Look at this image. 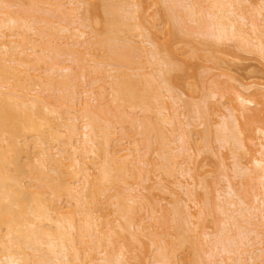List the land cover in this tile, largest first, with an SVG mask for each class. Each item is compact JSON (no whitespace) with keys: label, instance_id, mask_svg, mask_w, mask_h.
Listing matches in <instances>:
<instances>
[{"label":"bare ground","instance_id":"1","mask_svg":"<svg viewBox=\"0 0 264 264\" xmlns=\"http://www.w3.org/2000/svg\"><path fill=\"white\" fill-rule=\"evenodd\" d=\"M12 1L13 0H11V1L10 0H0V264H133L134 259H135L134 264L135 263L141 264L144 261V259H145V263H146L147 262L146 259L149 257V254L140 253L141 251L139 250L141 248V246L144 248V246H145V244L143 242L144 240L142 241L144 246L143 245L135 246L141 240V239L139 240L138 236L143 237L142 235H139V234H144L142 232L140 233V231H139V230H141L140 227L149 225V224H146V225L140 226L139 222H142L143 219H141V221H138L139 225L135 222V220L139 216L141 217L144 214L143 216L145 217V212L143 211V209H144L143 205L144 204H142V200L139 199L140 196H138V197L136 196L138 193V192L136 193V191H135L136 190L135 188L137 187V185L135 186V188L133 187L136 195H134L135 193L131 192L133 194V196L129 194L130 193L129 191L133 190V189L129 190V187L127 189H125V190H128V193H127V191H124V194H126V195L129 194L126 197V196H123V193L119 190V188H121V190H122V188H123L122 185H124L123 183H125L127 185L128 181L132 180V179L134 180L135 177L137 179V182H134L135 180L134 181L132 180V183L134 182L133 183L134 185L136 183V184H138L139 187H141V185L138 183V177L136 174V170L137 171L139 170L141 172L143 170H145L144 167H145L147 156L149 155L150 150L156 149V148L149 146V144L152 145V143H153V142L151 143L152 139H150V137L153 135V133L156 130L155 134L157 135V137L159 136V138L157 139V137H156L154 139L155 140L157 139V141H158L161 138V134H163V133L160 130V125H158L159 128L158 127L156 128L155 125H157L158 123L163 124V122H164V119L162 121V117L164 116V115H162L163 111L161 113H159L157 103L154 102V101L158 100V99L154 100L156 93L155 92H153L154 94L152 93V90L156 85L154 87L152 86L153 82L155 83V80L152 82L153 78L150 77L152 75H150L149 72L154 71L152 73L154 76V73L156 71L158 72V69L156 70L154 68L156 63L158 64L157 65L158 68H161L159 66H162V68H161L162 71H160L161 73H159L158 75H159V77H162L164 75L163 76L164 78L163 79L161 78V80L163 81L166 79L165 83H166V85H168L169 82L167 79H169L170 76L168 77L167 74L168 73L170 74L172 70H175L171 66V65H174V63H170V58L165 56V53L164 54L161 53V52H164L163 51L164 49H163V47H161L162 49L159 47L160 46L159 42H158V44L156 42L154 43L153 42L154 39L153 40L151 39L152 35L148 33V31H147L148 29L144 24L145 17L141 18V16L138 15L139 13H137V12H140V11H138L140 9L139 8L140 6L138 7V5H140V4L137 5L138 2H135L136 7L138 8V10H136L137 8H135V9L133 8L135 4L134 5L132 4V3H134V1L131 2L130 0H125L124 1L125 3L131 2L129 4L133 5L131 8L133 11L130 12L131 9L129 7H127L128 9H126V10L122 9L123 11H125V12H122L123 13L122 14V13H120V10H119L120 8H119L118 4L122 1V3H121L122 6H120V7H124L125 5L123 6V4H124L123 0H121V1L118 0V1H120L119 3H116L115 2L116 0L115 1L103 0L102 10H105L103 15L106 16L105 23H104L105 24V30L103 31L104 35L102 36L100 34H97L99 32L98 31L95 34L90 35L91 37L89 39H85L84 41L82 40V42H81L80 39L75 38V36L78 37V32H79L80 37H82L84 34L87 33L86 30L82 27L86 28L89 23L91 25H94V24L98 25L96 22H98V20L100 21V19H98L95 22L94 21L95 19L91 18L92 14H90L91 17H89V16L83 17L84 13L81 16L80 12H81V9L84 8L83 7L84 5L80 6L81 7V9H80L78 7V5L74 4L73 8L75 7V9H78V8L80 9V12H79L80 17H76V18H74V20L72 19V17L71 18L69 17L70 20L68 19L67 21H64V17L66 19L67 15L65 16L64 14L59 13V12H61V10L59 8L62 7L63 4L61 5V2L63 0L62 1L57 0V2H56L57 5H56V3H54L56 0L53 1V3H51V4H49L50 0H47V1H49L48 4L45 2V0L44 1L43 0H29L30 2L27 0L28 2L27 1L26 2L32 4L31 6L33 8V9L32 8L29 9L27 6L28 10H27V8L25 10L24 9L25 7L24 8L22 7L21 9H19L20 7H18L19 5H17L16 3H13V4L14 5L16 4L18 9H16L17 7L15 6L16 7L15 8L14 5H13V8H15V9H11V6H12L11 2ZM20 1L22 3L23 0H20ZM58 1H59L60 5L58 4ZM71 1L74 2V0H71ZM76 1L78 2V0H75V2ZM99 1H101V0H99ZM158 1L162 2V0H158ZM164 1H165L164 4L166 6V3L168 2V0H164ZM170 1H172V3L171 2L167 3L168 7H169V4H172V5L177 4L176 2H178L179 0H170ZM182 1L184 2V0H182ZM190 1L191 0H189V4H191V5H189V4H187V5H189L188 7L189 8L191 7V9H190V11L188 9H186V11L189 12V14L192 18L193 17L195 18L196 22H198V25H197V23H195L196 25H194V24L193 25L199 26L198 27L199 30L201 29L199 31V30H197L198 29L197 27L195 28L194 26H191L192 28L194 27L195 30L192 29L191 27L188 28L190 33L192 31V34H193V32L196 30L199 32L202 31L206 34L208 33L209 35L213 34V36H214L213 38L216 39V37H218V38H221V40L224 39V37L227 38L230 35H232V36H230V38L231 37H233V38L237 37V40H240L239 41L240 43H242L244 41L247 43V45H250V44L253 46L255 45L254 47H256L259 50V52H261V54H263V52H264V37H263V35H261V31L263 34V30H261L262 28L259 27L261 24L258 26L259 23L258 22H257L258 24L255 23V20H254L255 18L252 19V16L250 17L253 10L256 12L255 6L252 5L253 9L250 8L251 7L250 5L254 4L253 1H251V0H205V1L200 0L202 2L208 1V3H206V5L208 4V6L205 8L209 9L208 11H209L211 18H209V14L206 11H204V12H206L208 14V16H206V17L202 16L203 10H206V9H204L203 6H201L202 2L199 3V0H196L195 2H198L199 5H195L196 3H194V6H193L194 0L192 1V3H190ZM26 2H24L21 5H28ZM80 2H81V0H79V4L81 5ZM82 2H83V0H82ZM96 2L94 3V1H93L94 6L96 5ZM183 2H181V3H183ZM186 2L188 3V1H186ZM86 3H87V1H85V4ZM128 3H127V5H129ZM43 4H45V6ZM88 4H86V5H88ZM52 5L55 6V10L53 8H51ZM172 5H170L171 7H169L172 11L170 9H169V11L171 12L172 17H174V19H175L176 15L174 16V12H175L174 9H176L179 4H177V6L174 5V6H176L175 8H172L173 7ZM203 5H205V3ZM259 5H262V4H259ZM259 5H258L259 8L257 9L258 10L257 13L258 12L260 13V11L264 8V7L261 8ZM76 6H77V8H76ZM91 6H93V5L91 4ZM182 6H183V4H182ZM95 7H97V6H95ZM183 7H185V6H183ZM125 8H126V6H125ZM56 9L60 10L58 12L60 14V16L61 15L64 16V17L61 16V18H60L61 20L63 19L62 23L55 22L56 19L52 20L54 16L58 15V14H56V15L54 14V13H56L55 12ZM65 9H67V8L65 7ZM86 9H87V12L89 15V11H91V10L88 7H86ZM141 9H142V7H141ZM93 10L95 12L97 10V8H94ZM127 10H130V11L128 12ZM166 10H167V6H166ZM181 10H183V8ZM48 11L54 12V13L51 12L52 16H53L52 19L50 18L51 14L48 17V14H49ZM99 11H100V9H99ZM126 11H127V13H126ZM44 12H45V14L47 12V16H45V14L44 15L42 14ZM67 12H68V10H67ZM67 12L65 11L64 13L67 14ZM75 12H76V10H75ZM94 12H93V15H94ZM134 12H136V15ZM178 12H179V10L177 11V15H179ZM250 12H251V14H250ZM255 12H253L254 16H255ZM105 13H106V15H105ZM124 13H126V14H124ZM129 13H132V14H129ZM143 13H145V12L144 11L142 12V10H141V14H143ZM263 13H264V11L261 12L260 15H262ZM166 14H168V13H166ZM186 14H188V13L186 12ZM203 14L205 15V13H203ZM95 15H96V13H95ZM188 15L186 17L184 15V18H187ZM58 16H56V17L58 18ZM74 16H77V15H74V13H73V17ZM98 16H99V18L101 17V15H99V14H98ZM143 16H145V14H143ZM258 17H259V14H258ZM260 17H263V16H260ZM90 18H91V20H93L92 23L90 22L91 21ZM96 18H98V17H96ZM177 18L180 20V21L178 20V23L181 26L182 25L181 22L184 23L183 22L184 18H183V16L181 17V15H179V17H177ZM205 18L208 20H206ZM60 19H59V21H61ZM101 19H102V17H101ZM172 19L173 18H171V21H172ZM182 19H183V21H182ZM78 20H79V22H78ZM57 21H58V19H57ZM86 21L89 23L87 24ZM103 22L101 21V24L99 23V25L102 26ZM175 22L178 25L176 19H175ZM188 22H187V24H188ZM192 22H193V20H192ZM55 23H57L56 29L57 30L59 29V31H61V33L59 31H57V33H53V31H52V33L55 35L59 33L57 35V37L55 36L56 38H58V36H59V39H60V37H63V38L66 37L64 39L66 41H67V38L68 39L71 38V39H69V41L71 40L70 43L73 46L69 43V41H67L66 45L70 44L71 46L68 45L69 49L66 48L68 50H66L67 54L66 53L65 54L68 56H71L72 59L74 58L75 59V60H73L74 63H77V62H75L76 60L79 61V59H78V57H76L75 53H77L79 50L81 51L82 48H83V50L86 49L84 46H87V47H89V45L92 47L94 46L93 47L94 50L92 49V47H91L92 50L90 48H89L90 50L87 48L89 51L86 50L87 54L89 52V54H90L89 56H92V60L88 59L89 56H86V60L88 59L87 60L88 62H86V61L83 62L82 64H84V66H82V67H85V63H86V66L90 65L91 63L90 64H88V63H89V60H91L98 67L97 71L98 72L102 71V73H100V74H102V75L104 74V75H103V77H102V75H100V76L97 75L96 78L95 77L92 78L93 76L90 78L89 74H91V70H88V68H90V67L89 66H87L88 68L85 67L88 72L90 71V73L89 74H86V72L84 74L82 73L84 77L88 76L85 78L87 84H85L86 86L84 87L85 89L83 90L85 92V94H87V96H85V98L82 97L83 99H86L88 97V99H86L85 101L83 100L84 103H83V101L81 102L82 98L75 97V96H78V95H76V93L74 94V96L72 95L71 92H70L71 95L69 93L70 96H68L66 94V92L69 91L68 88H66V87L67 86L69 87V85L72 82L73 83L75 81H76L75 83L78 82L77 79L75 80L74 76L79 79V82H81L80 76H82V74L80 76H76L75 75L77 73L76 69H74V70H76L75 74L71 73V71H73L72 65L70 66L69 63L67 65H64V64L62 65L61 61H63V60H61L60 57L58 60L59 51H60V56H61V53L63 51V48H62V47H64V46H62L63 43L61 41V43L59 44V41H58L59 39H57V41H58V43L56 42L57 43L56 46H58V48H57L55 45H53V43H55V40H54V42L52 43V45L54 46L53 47L51 45V39H53V38L56 39V38L54 37V35H53V38H51L52 35L49 36V33H48L51 30H53L51 28H54ZM75 24H76V26H72ZM169 24H171V23H169ZM187 24H184V25L186 26ZM249 24H251V26L253 27V28L248 27L249 30H250V28L253 30V31L250 30V31H252V33L249 30H247V28L245 27L246 25L249 26ZM91 25H89L88 27H91ZM262 27H263V25H262ZM136 28L139 29V30H137V31H139V32H137L138 36H142V37L147 38L145 40L143 38L144 41L151 43L150 40H152L153 44L157 45V46H154L153 44L152 45L150 44L151 47L152 46L156 47L154 49L155 51L149 49L151 51H154V52H152V53H154L152 55V57L154 56L152 69L153 68L155 69V70H152V71H149L146 73V74L149 73V75H150V76L148 75L149 76L148 78H149V80L151 79L150 81L152 83L150 85H149V83L147 84L148 80L145 82L147 76H146L145 72L143 73V71H145V69H143V67H142V66H144V68H146L145 65H143V63H142L141 64L142 66L140 67L141 68L140 69L138 65H140L139 63H141V62H137L138 60L143 58V56H142V58H139L138 56L142 55L143 54L142 52H145V53L147 52V49L145 46V44H147V43L144 42V44H142V45H144L145 48H143L144 47L143 46L142 49H140V50L138 49L139 48L138 46L132 45L134 47V49H135V47H136V49H138L137 52L139 51L142 53V54L141 53L139 54V52H138L137 53L138 55L136 53H134L136 50L133 52V49H132L133 47L129 43V41L131 42V40L128 37H129L130 33L133 32L134 29H136ZM172 28L174 29V27L171 24V31H172ZM259 28H261V29H259ZM94 29L96 30L95 26H94ZM101 29H103V28H100V29L98 28V30H101ZM176 29H178V28H176ZM184 29H187V28L184 27ZM190 29H192V30L190 31ZM29 30L32 31V33H33V31L37 32L36 34L34 33V35L36 36L38 34L39 37L37 38V36H36L35 37L36 39L35 38H34V40L31 39V37L33 38L34 35L32 36V34H31V37H30L29 36L30 34L29 35L27 34V32H29ZM89 30L91 31L90 28L88 29V31ZM95 30L93 31V33L96 32ZM178 30H180V32H182L181 28H179ZM175 31L176 30H174L172 32L175 33ZM54 32H55V30H54ZM64 32H65V34H63L64 36H61L60 34H62ZM68 32H70V33L66 34ZM103 32H102V34H103ZM121 32H123L124 35L126 32L128 37L127 36L122 37V35H120V34H123V33H121ZM135 32H136V30H135ZM188 33L186 32L185 34L188 35ZM204 33H202V34H204ZM90 34H91V32H90ZM132 34H134V33H131V35ZM192 34H191V36H192ZM199 34H195V35H199ZM73 36L77 40L73 41ZM200 36H202V35H200ZM202 37H204L203 39L205 40L206 38H208V35L206 38H205V36H202ZM83 38H86V36ZM209 38H211V37H209ZM134 40H135V38H134ZM189 40H190V38H189ZM254 40H256V42H254ZM66 41L64 43H66ZM115 41H117V42L115 43ZM119 41L120 42L122 41V43H119ZM191 41H189V42L191 43ZM213 41H214V39H213ZM135 42H133V43L131 42V43L134 44ZM216 42H219V41H217V39H216ZM77 44L78 45L83 44L82 46H80L82 48L79 50L76 49ZM198 44H199V41H198ZM59 45L62 46L61 47L62 50L60 49ZM102 45H105L107 47L105 49V51L107 50L111 54V55H109V57L107 56L108 62H106L104 59V57H106V56L103 57V61H102V58L99 59L98 55L99 56L103 55V54L100 55L101 51H99L100 53H98V54L96 53V51L98 52L97 49L102 50L101 47L104 48V46H102ZM138 45H140V44H138ZM74 46H75V48H72ZM95 46L96 47L98 46L99 48H96ZM211 46H213V45H211ZM95 48H96V50H95ZM129 49H131V50H129ZM86 51H82V55L80 56V59L84 54L83 52H86ZM131 51L133 52L132 54L137 55V56L133 55V57L134 56L136 57V60L139 58L136 61L138 64L135 62V59H131V57H132V56L130 57V55H132ZM148 54H149V51L146 55H148ZM63 55H64V53H63ZM63 55L61 57H63ZM105 55H106V52H105ZM192 55L194 57V54H192ZM68 58H70V57H67V61L71 59V58L70 59H68ZM168 58H169V61H168ZM63 59L66 63V60H65L66 58L63 57ZM132 61L135 62L136 64H134ZM80 62L81 61H79V63H77V65H79ZM104 62L107 63L106 69H109L108 67L112 66V69L106 70V74L104 73L105 71H103L104 70L103 67H105L103 65ZM109 62H111V63H109ZM150 62H148V63L150 64ZM171 62H172V60H171ZM74 63H71V64H74ZM101 63H102L103 67H100ZM145 63L148 65V63L146 61H145ZM151 64H152V62H151ZM95 65H93V67ZM134 65H137V66L134 67ZM131 66L134 67V69L132 68V70H130ZM136 67L139 70L138 69L135 70ZM178 67H180V66H178ZM75 68H78V66ZM123 68H127L128 70L127 69L126 70L129 71V73ZM41 69L43 70V72H41ZM148 69H149V66H148ZM170 69H171V71H170ZM79 70L82 71L81 68ZM84 70L85 69H83V71ZM94 70H96V68ZM176 70H177V67H176ZM133 71L134 72L136 71V73H137V71L140 72L141 77H143L142 78L143 81H142V79H141V81L145 82V85H143L144 83L141 84V82L139 80L140 77L137 78L138 75H135V73H133ZM44 72H45V74H44ZM157 72L155 75H157ZM172 73H173V71H172ZM172 73H171V75H172ZM71 74H73V77H71L72 76ZM160 74H161V76H160ZM155 77L156 76H154V78ZM73 78L75 81L73 80ZM87 78H89V80H87ZM157 78L158 77H156V79ZM81 80H84V78H81ZM98 81L99 82L103 81L106 84L108 82V84H110V85H109V87H107L108 85L106 86L104 83L98 84ZM79 82H78V84H80ZM222 84H223V82H222ZM216 85H217V83H216ZM258 85H260V84H258ZM74 86H72V89H71V87L69 89L73 90V87H74V90H75L77 85L74 84ZM80 86H81V84H80ZM80 86H78V87H80ZM82 86H83V83H82ZM82 86H81V90H82ZM157 86L155 87V89L157 88ZM165 86H164V89H165ZM220 86H222V85H220ZM261 86H262V88L264 87L263 85H261ZM241 87H242L243 91L239 89L237 91L235 90L236 92H238L237 94H235L233 92L236 95L234 97L237 98L236 99L237 103H235V101H232V100H234V98L231 99V103H233V104L235 103V106L233 107L232 111L235 109L234 111H236L235 112L236 115L240 112H241L240 115H243V114L247 115L246 118H248L249 120H247L245 117L244 118H245V120H247L249 122H246V121L242 122L243 118L241 119L242 123L241 122L239 123L237 121H233V123L236 124L235 126L233 124V126L236 127V128H234L233 126H231L229 123H227L225 121L222 124V122L224 120L223 119L220 122L223 125L222 128H224V129H221V130H223V132L225 131L228 133L227 134L225 133V135H223L224 137L222 135L221 136L217 135V136L221 137V139L224 138L225 139L224 141H227V142H225L226 144L227 143L229 144L230 140H232L231 141L232 144H229L230 146L232 145L231 146L232 148L235 146V145L233 146V144H235V143L238 145L239 144L242 145L244 143L243 142V138H244L243 135H245V132H246V134L249 135L250 130H251V135L250 136L245 135V139L250 140L251 136H253V138L258 137V135L257 136L253 135L254 133H252V132L254 130L255 131L260 130L259 133H262L261 135H263V137H264V127H262V126H260V124H258L260 127H262V128H258L257 126L255 127V124H253L255 127V129H253V131H252L253 126L251 127V125H252L251 122L252 123H254L255 121L256 122H263V120L258 121V118L255 117L253 114L256 113L255 115H258L257 111H259L262 114L264 113V91L262 92L261 87L259 89L257 88V90L256 89H255V91L253 90V94H252L253 97H252V95H250L251 93L249 95H246V93H244V90L248 92L252 88L251 85L249 86L248 84L246 85L244 83V84H241ZM167 88H168V91L171 93V97L174 98L175 100L174 99L173 100L176 101V103H177L178 102L177 99H179V96L177 94H176V96L174 95V93H173L174 88L172 90V85L167 86ZM211 88H212V86H211ZM160 89H161V87L159 88V86H158L157 90L159 93H160ZM215 89H216V87H215ZM65 90H66V92L62 93ZM74 90H73V93H74ZM224 90H227V88H224ZM55 91H59L60 93L57 92L58 94H55L54 93ZM76 91H77V88H76L75 92ZM83 91H80V92H83ZM162 91L163 90H161V93H162ZM227 91H230V90H227ZM209 92H211V91H208V93ZM213 92H214V90H213ZM216 92L217 93L219 92L218 86H217ZM159 93H157V94H159ZM211 93H209L207 95H209V96H212V94H213V96L216 95V93L215 94L214 93L211 94ZM221 93H223V92L221 91ZM221 93H219L220 96L222 95ZM224 93L227 94L226 92H224ZM78 94H79V97L82 96V95L80 96V94H82V93H78ZM161 95L162 94H160V96ZM108 96H112V97H108ZM163 96H164V99H166L165 94H163ZM163 96H161V97L163 98ZM106 97L110 98L107 102L109 105V110L106 107L107 111L105 108L106 104H101V103L105 102ZM156 97H158V96H156ZM158 98L161 99L160 97H158ZM65 99H67V100H65ZM75 99H76V101H75ZM78 99L79 100L81 99L80 102L77 101ZM164 99H162V100L166 101ZM92 101H93V103H96V101H97L96 109H93V107L92 108L90 107V103ZM109 101H110V103H112V106H114V109H113L114 111L115 110L117 111V109H120L123 107L125 109L126 106L131 107V109L132 108L135 109V107H137V109H138L140 107L139 109L141 111H144V113L146 115V113H150V111L152 112V110H154V111L156 110V113L155 112H152V113L155 115L157 114L156 116H158V117L156 119L155 118H153V119H155L156 122H158V123H155V121H150V119L146 123L147 117L145 118V115H144L143 120L140 117L142 120L141 121L142 124H140V127L143 128V129L140 128V131L143 134V135H141L142 136L141 140L143 141L145 138L144 141H146V145H147V148H146L147 149L146 150L147 156L145 155V152L143 151L144 152L143 154L146 158V159L144 158L145 159L144 161H142L143 160V156H142L143 154H142V151H140L141 149H139V147L138 148L134 147V144H136V143H134L135 139H133V137H132L133 133H131L132 134L131 138L133 139L132 142L134 143L133 147L135 148V150L134 149H132V150H134V152L136 151L138 153L140 151V155L142 154L141 155L142 157H140V155L136 152H135L136 153L135 154L131 150V148H130L131 146H127V145H129V143L131 141H129L126 146L123 145L125 143V142H123V140H125L124 137H126V134H128L129 128L131 131L133 125L135 127V124L138 121H140V119L138 121H136V123H135L133 121L131 122V120L129 118L128 119V120H130V123H129L126 116L124 115L125 113H127V107H126L125 113H123V115L125 116V119H124V117L121 114L122 113L121 110H119V111H121L119 113L114 112V111L112 112V110H110V107L112 108V106L110 105ZM163 101H162V103H160L161 104L160 107H162V108L159 107L160 108L159 111H161V109L163 110V108L166 107V106H163V105H166L165 102L163 104ZM220 102L221 101H219V103ZM219 103H218V107H220ZM158 104H159V100H158ZM172 104H175V103H171V107H170L169 112L174 109L172 107ZM178 104H180V103H177V105ZM253 104H254V106L257 104V106H255L256 108H254L256 112H254ZM101 105H102L104 111L101 110L102 113L100 112L101 114H99L98 109H102V108H100ZM225 105L227 106L226 103H224V105L222 104L221 106L223 107ZM91 106H92V103H91ZM169 106H170V104H169ZM204 106H206V103ZM258 106L259 107L261 106V107L259 108ZM94 107H95V105H94ZM198 107H197V109H198ZM201 107H202V105H201ZM175 108H178V110H179L178 106H176ZM224 108H226V107H224ZM250 108H252L253 112H254V113L250 114V118L252 117L251 115H253V117L257 118V120H254L253 117L251 119L249 118L248 113H250V111H251ZM124 109H123V111H124ZM202 109H203V107L201 108V110ZM189 110L191 111V109H189ZM230 110H231V108H230ZM109 111L112 112V113H110V115L108 113ZM134 111L136 112V110H134ZM193 111H194V108H192V113H193ZM199 111L200 110H197V114H199ZM204 111H205L204 109L202 111H200L201 114L198 115V116H200V119H198V120H201V118H203V117H205L204 120L207 119L206 118L207 116H206ZM219 111H221V110L219 109ZM247 111H249V112L247 113ZM103 112L105 113L103 115L104 117L102 116ZM195 112H196V108H195ZM203 112H204L205 116L203 115V117H201ZM114 113H115L114 117L117 116V113H118V115L120 114V116H122L121 121H119L120 116H118L117 119H115L116 118L115 117L114 118L115 120H118L119 122H122L123 119L125 120V121L123 120V123H122L123 126L121 125L122 128L120 126V129L124 130L123 133H125V130L127 129V128L125 129V126H124V122H126V120H127V122H126L127 124L128 123H129V125H131V123H133V124H132V127L131 126L128 127V131L126 130L127 133H125L124 137H123V133L121 134L122 131L120 132L121 136H120V134H119V136L123 137V139L118 138L119 137V136H117L118 134L114 135V136L112 135L113 138H115L116 136H117V138L114 140V143H112L110 146V143L113 142L112 141L113 139L112 138H111L112 140L110 139V137H112V136H110V134L112 132H113L112 134H114V133L116 134V131H115L116 128H114V124H113L114 121L112 122V118H113L112 114H114ZM131 113H132V110H131ZM134 113H133V115H136ZM176 113H177V109H176ZM176 113H175V115H176ZM129 114H130V112L128 113V115ZM158 114H160V115H158ZM163 114L166 115L165 112ZM193 114H195V113H193ZM232 114L234 115V112H232ZM262 114L261 115L259 114L260 116H258V117L259 118L261 116L264 117V115H262ZM105 115H109L110 117L112 115V118L110 119V121L113 125H111L110 123H109L110 125H108V124L102 125L103 123L101 124L102 121L103 122H104V120L106 121ZM133 115H129V116H133ZM230 115H231V113L229 114L228 117H230V118L232 117L231 119H233V115L232 116H230ZM101 116H102V118L100 119ZM109 116H107V118ZM223 116H225V115H223ZM223 116H222V118H223ZM136 117L134 118L135 120H136ZM170 117L172 118V115ZM176 117H177V115H176ZM192 117H194V116H192ZM238 117H239V114H238ZM103 118H104V120H103ZM148 118H150V114H149ZM158 118H161V119H158ZM166 118L167 117L165 116V119ZM173 118L176 119L175 116ZM224 118H226V117H224ZM144 119H145V121H144ZM170 119H168V122H166V123H169V121H171V124H172L174 122V120L172 122V120H170ZM78 120H80V122ZM177 120H176V123H177ZM77 121L79 123H82L81 127H79L80 124L78 125ZM108 122H109V119H108ZM108 122H106V123H108ZM150 122H151V124H150ZM217 122H219V121L217 120ZM116 123L118 125V122H116ZM196 123H197V121H196ZM199 123H202V122H199ZM210 123H211V121H210ZM212 123H213V125H216V124H214V120ZM237 123H239V125H237ZM246 123L251 124V125L247 124L248 126H250L249 133H247V131H246V129L247 130L249 129V127L246 126ZM221 124L219 127H221ZM119 125H120V123H119ZM174 125H173V127H174ZM177 125H178V128L183 126V125L179 126L178 123H177ZM187 125H188V123H187ZM192 125H194V124H192ZM213 125L211 127H213ZM229 125H230V127H229ZM262 125L264 126V124H262ZM162 126L164 127V124ZM162 126H161V129H162ZM151 127H152V129H151ZM153 127H155L154 130H153ZM208 127H209V125H208ZM208 127H206V128H208ZM243 127L246 128L244 133L241 132V129H243ZM137 128H138V126L136 125V129H133V130L137 131ZM238 128H239V130L236 131L235 129H238ZM110 129H112V132ZM158 129L161 132H158L159 131ZM182 129H181V131H182ZM184 129H185V127H184ZM151 130L153 131V133ZM176 130H177V128H176ZM186 130H187V128H186ZM205 130H207V129H205ZM205 130H204V132H205ZM140 131L138 132L139 134L141 133ZM184 131H182V132H184ZM190 131H191V129L188 130V132H190ZM209 131H212V130H209ZM217 131L215 132L216 134H218ZM242 131H244V129ZM149 132L152 134L151 136L149 135ZM206 132H208V131H206ZM159 133H161V134L159 135ZM213 133H214V130H213ZM242 133H243V135H241ZM139 134H138V136H140ZM212 134H211V137H212ZM219 134H221V133H219ZM208 135L204 134L203 138L205 139V136L207 137ZM127 136H129V135H127ZM135 136H137V135H135ZM217 136L215 135V139L217 138ZM240 136L241 137L243 136L242 140H239V139H241V138H239ZM219 137H218V140H221V139H219ZM247 137H249V138H247ZM129 138H130V136H129ZM129 138H127V139H129ZM146 138L148 140H146ZM167 138L168 137L166 136L165 140ZM132 139H130V140H132ZM180 139H182L181 141L184 143V142H188L191 139V137L188 133L186 134L184 132L181 134ZM139 140H137V142ZM155 140H153L154 143H159V145L160 144L162 145L164 143V142L161 143L162 139H160V142H157V141L155 142ZM254 140H251V143ZM144 141H143V143H144ZM148 141H149V144H148ZM171 141H172V139L170 140V143H169L166 140L165 141L166 144L165 143L164 144L165 145L168 144V146H169L171 144ZM181 141H179V142H181ZM222 141L223 140H221L220 142H222ZM139 142H138V144L141 145V142L140 143ZM138 144H136V146H138ZM184 144H183V147H185ZM245 144L240 146V148L235 147L236 151L234 148H233L234 150L232 148H230V146L228 149L230 151L231 150L235 151V153L237 152V156H238V152L240 153V150L237 151L238 148L241 149V147H243ZM247 144H249V143L247 142ZM260 144H261L260 148L255 147L257 150L256 152H258V154L255 152L256 154L254 153L250 157V162H249V163H251L250 165L253 164L255 166L254 169L250 170L251 176H250V173L247 171L249 169L246 167H243L241 165L242 162L240 160L236 161V163H238L237 164L238 168H240L239 170H240L241 174H243L242 175L243 177L244 176L247 177V175H248L247 178H249V176H250L249 179L255 178L254 181H256V178H257L260 181L259 183H261L262 191L260 189V193L258 191L257 195L253 194L255 196V198H254V196H252V197L255 199L256 202L258 201V203L261 201L262 204H261V202L259 204L257 203L256 207L253 205V207H255V209H254L255 212H254V210L252 211V208H253L252 205H250L251 210H250L249 205H247V207H249V208H247L246 206H245V208L243 207L244 208L243 212H244V210L245 211L248 210V214L253 213L252 215L253 216L255 215L254 218H258L256 222L254 221V223H253L252 218L245 215V214H247L246 212L244 214L241 213V215H243V221H241L242 219L240 216L239 217L241 220H238V218H237V216L240 212L238 209L240 207H238V205H240L241 203H243L242 206L247 204L245 202L247 200V199L245 200L246 196L244 197V195L246 194V192L244 193V191L246 189L244 187L246 186L247 183L245 184V182L244 183L241 182L242 185L245 184V186L243 187L244 189L241 187V189H243V193H242L241 189H239V186L241 185L240 183H239L240 185L238 186L237 184H235L230 179H229L230 183L228 182V185H229L228 189H227L228 192L226 193L228 195H227V198L225 200L227 203L226 206L228 209H232L233 211H238V213L235 214V216H234V215L230 214L231 212H232V214H234V212L229 211L230 217L228 219V222H229V220H231L230 221L231 224L229 222L228 225H231V227L232 226L233 227L232 228L229 227L228 229L226 227L225 230H227V232H229L232 229V232H233V229H234L233 233L235 234V236H233V238L231 236L230 237L226 236V241H227V238L229 241L228 242L229 244L226 243L227 245L225 244L226 241H225L224 236L228 235V234L223 233V234H225L223 236L224 237L223 243L225 246L220 247V249L222 248L221 251L223 254L225 253L224 254L225 256H226V253L228 255L225 258L223 257L224 260L226 259V262H227V257H229V254L232 253V255H233L234 253H236V250H237L236 248L233 249L234 246L231 248V243H233L232 245L235 244L233 241L234 237L236 238L237 234L239 235V233H237V234L235 233V229L237 231L238 228L239 229L243 228L244 231L246 230L245 233L250 232V233H248V235L254 233L255 234L254 237H256V239L259 238L260 242L264 244V142L260 143ZM161 145L157 146V147H161ZM189 145H187V146H189ZM258 145L259 144H257V146ZM152 146H154V145H152ZM252 146H255V145L253 144ZM163 147H165L164 153H167L166 149H168V148H166V146H162L161 148H163ZM247 147H245V148H247ZM161 148H159V150H156L157 153L160 152L159 156H161V151H162ZM170 148H171V145L169 146V149ZM173 148H171L170 150H172ZM248 148H250V150H251V147H248ZM148 149H150L149 152H148ZM187 149H188V147H187ZM190 149H191V146H190ZM193 150H194V148H193ZM243 150L244 149H242L241 152ZM124 151H126V152H124ZM173 151H171V152H173ZM185 151H186V149H185ZM187 152H188V150H187ZM187 152H185V153H187ZM243 152H242V154H244V155H245V153H247L245 151H243ZM168 153H169V151H168ZM232 153L234 154V152H232ZM110 154H111V156H110ZM134 154H135V156H134ZM169 154H168V156H171V154L170 155ZM182 154H184V153H182ZM132 156L134 158L132 160L133 162L131 160L130 161L132 163L130 161H128L129 167H131V165L133 167V170L131 172V171H129L131 168L127 167L128 162H126V161L129 158L132 159L131 158ZM163 156H164V154L162 153L161 157H163ZM166 156H167V154H166ZM139 157L141 160L140 163H142V164L144 163L143 164L144 167L142 168V165L140 167L143 170H140L138 167H136L134 165V161L136 160L135 163H137V160H139L138 159ZM188 157H189V155H188ZM193 157H194V155H193ZM167 158L169 160V157H167ZM172 158H174V157L172 156ZM172 158H170V159H172ZM153 159H155V157ZM150 160L148 159L147 162L149 163ZM159 160H161V158ZM168 160L166 161L167 164L165 163V161L164 162L159 161V162L166 164L168 169L170 168V171H171V166L175 163L173 161H175L176 159L175 160L172 159V161L169 160L172 162V164ZM186 160L187 159H185V161ZM188 160H190V158H188ZM153 161L151 163L152 164V171H153L154 166H155L154 170H156V169L161 170L158 167H160V168H161V166L163 167V164L161 165V164H159V162L156 164V161H154L155 164H153ZM186 162H187L186 165H188V163H190L188 161H186ZM130 163H131V165H130ZM140 163L138 162L137 165L139 166ZM170 164H171V166H170ZM175 164H174V166H176ZM183 164H184V167H183ZM156 165H157V168H156ZM149 166L147 165V168ZM180 166H181L180 169L182 170V173L187 172V171L189 172L191 170L193 173H195L197 175L195 168L193 169V170H195V172H194L192 170V168H189V165L187 168V166H185L184 162H182V164H180ZM247 166L249 167V165H247ZM134 167H136L138 169L135 168L136 169L135 170ZM164 167L166 170L165 165H164ZM94 168L97 171L96 170L93 171ZM149 168H151V167H149ZM250 168H251V166H250ZM162 169H164V168H162ZM165 170H161V171L165 172ZM174 170H175V168L172 167L171 173L169 170H166V172L169 171L170 175L174 176V172H173ZM176 170H177V168H176ZM128 171L130 173L134 172L136 174L135 177H133L134 174H133V176L129 175L127 173ZM150 171H151L150 169L147 170L146 174H149V173L151 174ZM191 171L189 173H191ZM172 172H173V174H172ZM237 172L238 171H236V174H237ZM240 172H239V174H240ZM252 172H254L255 176H253ZM138 173H140V172H138ZM160 173H162V172H160ZM165 173H163V174H165ZM176 173L177 172H175V174ZM189 173H185V174L186 175L188 174V177H190V178L192 177L193 180H195V178H196L195 175H193V173H192L189 176ZM241 174L239 175L240 177H242ZM191 175H193V176H191ZM162 176H164V175H162ZM129 177L131 179H129ZM141 177H143V176H141ZM145 177L147 179V175ZM234 177H237V176H234ZM140 179H143V178H140ZM231 179H233V178H231ZM246 179L244 177V181ZM249 179H247V180H249ZM241 180H243V179L240 178V181ZM142 181L144 182V179ZM142 181L141 182L139 181V182L142 183ZM120 183H122V185H121L122 187L121 186L119 187ZM129 183L132 184L131 181H129ZM179 183H182V181L179 180ZM183 184L182 185L180 184L179 186H183ZM250 184H251V182H250ZM256 184H258V182ZM126 185L124 186L125 188H126ZM252 185L256 187V185H254L253 183H252ZM258 185L260 186V184H258ZM131 186H133V185H131ZM186 186H188V185H186ZM247 187H249V185H247ZM256 188H258V187H256ZM113 189H114V191H112ZM187 189H188V187H187ZM196 189L198 190V188L196 187V188H194L195 191L193 190V188L190 191H189V189L187 191L186 196L187 197L190 196L189 198L192 200L194 199L193 201H195V199H198L196 197L199 195V190L197 192ZM239 190H240V192H239ZM111 191H112V193H110ZM205 192L206 193H203V195H205L208 198V196L206 195L207 190ZM248 192H247V194H248ZM252 192L254 193V189H252ZM252 192H249L250 195ZM184 193H186V192L184 191ZM195 194L197 196H195ZM191 196L193 198H191ZM194 196H195V198H194ZM101 197L104 200V202H101L102 201ZM103 197H105V198H103ZM65 198L67 199V202H66L67 204L66 203L65 204L68 205L66 207H64V205H62L63 200H64V202L66 201ZM113 198H115V201L112 203L111 201L113 200ZM136 198H138L140 200V201L139 200L138 201H139V203H141L142 208H139V206H138V208H136V205H134L135 201L133 202V199L137 200ZM247 198L249 199V196ZM250 199H252V198L250 197ZM223 200L224 199H222V201ZM70 201H72V203ZM255 201H254V204H255ZM68 202H70V204ZM131 202H133V204ZM220 202L221 201L219 200V203ZM104 203H106V204H104ZM110 204H112V205L110 206ZM114 204L116 205L115 206L116 209L114 208V210H115L114 213L115 212L119 213L118 214L119 217H120V215L124 216V220H127V222H125L123 220V218L120 217L121 220H123L125 222L123 225L118 222V221H120V219L115 217L117 214H114L115 215L114 217L117 219L116 220L114 218V220L116 222H118L117 223L118 225L114 226L116 224V222L114 220H111V215L113 214V212H111V215H110V213H107V212L112 211V209H113L112 208L111 210H108V207H110V208L114 207ZM130 204L132 206H135V208H133L134 210L131 209L132 207ZM135 204H137V203H135ZM94 205H98V206L95 207ZM100 205L101 206L105 205V207H100ZM92 206H93V209H92ZM154 206L155 205L152 204L153 209H151L152 208L151 207L150 210H154L155 209ZM220 206L224 207V205H220ZM106 207H107V210H106ZM178 207H179V205H177L176 210L174 209L175 211L173 210V213L177 212V210L180 208V207L179 208ZM232 207H234L235 209ZM95 208H96V210H94ZM101 208H104V209L101 210ZM207 208H206V211L208 210ZM224 208H226V207H224ZM136 209H142L141 211L144 213L142 215H140L141 214L140 210L137 211ZM181 209H183V208L181 207ZM226 209H224V211H226ZM97 210L102 211V212L100 211L101 215H103L102 221L100 220V218H102V216H100V213H99V216H97V213H98ZM130 210H132V213L134 211L133 214H135L137 211V215L139 213V216H137V217L135 216L136 217V219H135V217H133V214L130 213L131 212ZM183 210H186V208ZM183 210H182V212H183ZM202 210H203L202 212H204V214L206 215L204 208ZM216 210H217V208H216ZM221 210H222V208H221ZM158 211L155 210L154 213L151 212V218L147 217L146 221H147V219L150 218L153 221L152 224H154V221H155V223H156V221L158 222L157 216H156V213ZM178 212H177V214L179 215L180 211H178ZM186 212L189 214V216L191 215L190 218L191 217L195 218L194 217L195 214L192 215L191 213H189L190 211H186ZM186 212H184V213H186ZM127 213H128L129 218L125 217L127 215ZM149 214H150V212H149ZM188 214H187V216H188ZM200 214H201V212H200ZM153 215L155 216L156 220L153 219L154 218ZM175 215H176V213H174L172 219L175 218ZM178 215H177V218H178ZM180 216H181V214L179 215V217ZM184 216L182 215V218ZM201 216L204 219L202 220V218H201L202 221H201L200 226L203 227L205 224H203L202 222H204V221L206 222V219H207L206 216L207 215L205 217L203 215H201ZM107 217H108V220L107 219L105 220V218H107ZM130 217H131V220H130ZM177 218H175L176 222H178ZM188 218L185 217V221ZM132 219H135V220L132 221ZM128 220L132 221V223L127 224ZM110 221H113L114 223L113 222L111 223ZM144 221H145V218H144ZM146 221H145V223H146ZM167 221H169V223H170V220H167ZM188 221H186L185 224H187ZM133 222H135L136 224H134ZM143 222H142V224H143ZM150 222H151V220H150ZM176 222H174L173 226L171 225V229H170V230H172L174 226H176V227L179 226V227H177V231L179 230L178 234H177V231H175V229L173 231L175 233H171L173 237L176 236L175 238H177V236L184 230V229L181 230V226L183 227L184 225L183 224L182 225H175ZM180 222H182V221H180ZM192 222H193V220H192ZM242 222H245L247 225H244L245 223H242ZM172 223H173V221H172ZM172 223H170V224H172ZM190 223H188V226ZM109 224L110 225L112 224L111 226H113V227H109L110 226ZM170 224L167 226H170ZM248 224H249V226H248ZM129 225L132 226V229H134V227H136L137 225H138L137 227H139V230H136V232L139 231V233L134 235V237H137L139 241L136 238L134 239V237L131 238L134 234V231L131 232L130 234L125 233V234H127L126 237L129 235V237L131 238L132 244L130 242V239L128 241L131 245H133L132 247H134V246L136 248H138V246L140 247L139 249H136V248L133 249L134 253L131 252L132 248L130 249V251L128 250L131 245L126 246V245H122V244H124V242L120 243L121 239H123V238H121L123 236V235H121V231H122L121 228H123L124 230L127 231ZM133 225H135V226L133 227ZM130 226H129V229H130ZM153 226H155V224L152 225V227ZM190 226H191V224H190ZM116 227H118V229ZM119 227H120V229H119ZM186 227H187V225L185 226V229H186ZM191 227H190V230H192ZM221 227H222V225L219 226V230H218L219 232H220ZM145 229H147V226L145 227ZM149 229H150V227H149ZM203 229L205 230V226L203 227ZM188 230H189V227H187V231H184V233L188 232ZM204 230L201 229V231H202L201 233L204 234V232L208 231V230H206V231H204ZM141 231H143V230H141ZM151 231L152 230H150V235H151ZM153 232H155V231H153ZM222 232H223V230L221 231V233ZM224 232H226V231H224ZM214 233L216 235L215 230H214ZM122 234H124V233H122ZM182 234H183V232H182ZM206 234L208 235V233H206ZM150 235H149V237L151 238ZM211 235H212V232H211ZM145 236H147V234ZM181 236H183V235L180 234L178 237H181ZM241 236L243 238L245 236V234L241 235ZM123 237H125V235ZM152 237L155 239V242H156V239L158 238L157 235L152 236ZM219 237H221V236H219ZM245 237H248V236H245ZM183 238H185V237L183 236ZM124 239H126V238H124ZM154 239H152L153 242H151L153 244H154ZM220 239H222V237ZM244 239L245 238H243V240ZM135 240H137L138 242L135 243ZM173 240L169 239L167 241V243L166 242L164 243V245L165 246L170 245L169 247L171 249L172 243H173V245L175 244ZM181 240H182V237H181ZM216 240H213V241H215V243H217L218 246L216 244H213V246L215 248H219V246H220L219 244L221 242H219V241L216 242ZM236 240H237V238H236ZM253 240H254V238H253ZM247 241H248V238H247ZM149 242L147 241L146 243H149ZM168 242H169V244H168ZM175 242L180 243V245H182V246L185 243V242L183 243V241H182L183 244H181V241L178 242V240H176V239H175ZM238 242H239V238H238ZM254 242H253V244L256 245V242L255 243ZM258 242H259V240H258ZM156 243L159 244V240ZM127 244H128V242H127ZM158 244H157V246L155 244L156 247L154 246L155 248H157V250H159L158 255L156 254V252H157L156 249H155L156 252L155 251L153 252V253H155L154 254L155 256L153 255L154 259L156 256H158L156 259L157 261L155 260V262H157L156 264H175V263H173V261L170 258L171 257L170 255L172 253H175L174 252L175 249H173L174 247L172 246V249L169 250V252H165L168 249H166V247L163 244H161V245H163L162 247L160 244H159L160 246L158 247ZM120 245H122L121 246L122 248L120 247ZM176 245L178 246V244H175L174 246H176ZM221 245H223V244H221ZM124 246H126V247H124ZM241 246H243V244ZM251 246H252V244H251ZM147 247H152V246L149 244V246H147ZM178 247H180V246H178ZM125 248L126 249L128 248L126 250L127 252L125 251ZM145 249H146V247L144 248V250ZM148 249L149 248H147L146 251ZM160 249H162V250H160ZM256 249L257 248H255V250ZM263 249H264V247H263ZM136 250L137 251L139 250L138 253L135 252ZM150 250H152V249L150 248ZM218 250L212 249V253L216 255L217 253L221 252ZM244 250H245V248H244ZM244 250L242 249V252H241V250H239L241 252V255L243 254L245 256L244 253L246 252V256H245L246 259H247V256L248 257L250 256V258H248V259L253 260V262L251 260H250V262L254 264L255 258L257 259V257H256L257 254L255 256H253L254 254L252 253V251L250 252L249 249H247V248H246L245 252H243ZM171 251H172V253H170ZM239 251H237V253ZM247 252H249V253H247ZM127 253H129V256ZM148 253H150V252H148ZM100 254L102 255L101 257H100ZM210 254H211V252H210ZM261 255H263V254H261ZM219 256H221V255L219 254ZM232 257L233 256H230L229 258L232 259V261H234V259H235V261L233 263H235L236 260H238V259H239L238 262L240 261V264H247L248 263V262L246 263L243 261L244 260L243 256L240 257L241 259L238 257H236V258L234 257V259H233ZM130 258H132L133 262L130 261ZM223 258H221V259H223ZM213 259H216V257H214ZM258 260H259V255H258ZM155 262H154V264H155ZM214 263H215V261H214ZM152 264H153V262H152ZM260 264H262V263H260Z\"/></svg>","mask_w":264,"mask_h":264},{"label":"rangeland","instance_id":"2","mask_svg":"<svg viewBox=\"0 0 264 264\" xmlns=\"http://www.w3.org/2000/svg\"><path fill=\"white\" fill-rule=\"evenodd\" d=\"M11 1V0H10ZM24 2H26L27 0H23ZM22 1V3H21V1L20 0H13L11 3H12V6H11V9H15L16 7H17V5H19L18 7H20L19 9H21L22 7L26 10V8H27V6H28V8L29 9H31L32 8V4H30V3H27L28 5H21V4H23L24 2ZM44 1V0H43ZM53 1H55V0H50V2L49 1H47V0H45V2L48 4V2H49V4H51V3H53ZM62 1V0H61ZM64 1V2H63ZM62 2H61V5H62V7L61 8H59L60 10H61V12H59L60 10H58V9H56V13H54V12H52V13H54L55 15L56 14H58V15H56V16H58V18L56 17V16H52V13L51 12H49V14H48V17H49V15L51 14V16H50V18L52 19V17H53V19L52 20H54V19H56L55 20V22H60V23H62V21H63V19L61 20L60 18H61V16L62 17H64L63 15H61L60 16V14L62 13V14H64L65 16L67 15V17H66V19H65V17H64V21H67L68 19H69V17L71 18L72 17V19L74 20V18H76V17H80V14H81V16H82V14H83V17H85V16H89V17H91L90 16V14H92V17L91 18H93V19H95L94 21L96 22L98 19H100V21L98 20V22H96L98 25H95L94 23V25H91L89 22H87L86 21V23L88 24V26L89 25H91V27H82V28H84L85 30H86V32L88 33H86V34H84L82 37H80L79 36V32H78V37L77 36H75V38H79L80 39V41L82 42V40L84 41L85 39H89L91 36L90 35H93V34H95V33H97L98 31V33L97 34H100V35H104V30H105V19H106V16H104L103 14H104V12H105V10H102V3H103V0H101V1H99V0H93L94 1V3L96 2V5L95 6H97V7H95L94 6V4H93V1L92 0H83V2H82V0H81V5L79 4V0H78V2L76 1L75 2V0H74V2L73 1H71V0H63ZM85 1H87V3L86 4H88V5H86L85 4ZM92 1V2H91ZM113 1H115V0H113ZM121 1V0H120ZM120 1H118V0H116L115 2L116 3H119ZM125 0H123V6L125 5L126 6V8H125V6L124 7H120V6H122V1L118 4V6H119V10H120V13H122V12H125V11H123V10H126V9H128L127 7H129L130 9L132 8V6L134 5V9L135 8H137L136 7V3L135 2H138L137 3V5L138 4H140V5H138V7L140 8L139 10H138V8L136 9V10H138V11H140V12H137V13H139L138 15H140L141 16V18H144L145 17V22H144V24H145V26L147 27V31H148V33L149 34H151L152 35V37H151V39L153 40V42L155 43H157L158 44V42H159V44H160V48L161 47H163V51L164 52H161L162 54H164L165 53V56H167V57H169L170 58V63H174V65H171L175 70H172L173 71V73H172V71H171V69H170V71H171V73H172V75H171V73L169 74H167L168 75V77H169V79H167L168 80V82H169V84L168 85H166V83H165V80H161V78L163 79L164 77V75L162 76V77H159V73H161L160 71H162L161 70V68H162V66H159V67H161V68H158V64L156 63V65H155V69L157 70L158 69V72H157V75H155L156 74V72L154 73V76H156V77H158L157 79H156V77L154 78V76H153V72H149V71H152V70H155L154 68L152 69V65H153V58H154V56L152 57V55L154 54V53H152V52H154L155 50V48L156 47H151V45L153 44V42H152V40H150L151 41V43L150 42H147V41H144L145 39H147L146 37H142V36H138V33L137 32H139V31H137V30H139V29H134V31L133 32H131V33H134V34H132L131 35V33H130V35H129V37H128V35L126 34V32H125V35H124V33L123 32H121V33H123V34H120V35H122V37L123 36H127L130 40H131V42L133 43V42H135L134 44H132L130 41H129V43L131 44V46L133 45V46H138L137 48L140 50V49H142V47L144 46V45H142V44H144V42H146L147 44H145V46H146V49H147V52L145 53V52H139V54L141 53L142 55H140V56H138L139 58H142V56H143V58L142 59H140V60H136V57L135 56H137L138 54V52H137V50L138 49H136V47H135V49H134V47L132 48L133 49V52L134 53H136L137 55H135V54H132L133 52L131 51V54L132 55H130V57H131V59H135V62L137 61V62H141V63H139L140 65H138L139 66V68L142 66L141 64L143 63V65H145V67L146 68H144V66H142L143 67V69H145V71H143V73L145 72V74L147 73V72H149L150 73V75H152V76H150L149 75V73L148 74H146V76H147V78H146V80H145V82L148 80V82H147V84L149 83V85L150 84H152L151 83V79L149 80V76L151 77V78H153V80H152V82L155 80V83L153 82V84H152V86L154 87L155 85L157 86H159V88L161 87V89H160V93L158 92V90H157V88H158V86H157V88L155 89V87L153 88V90H152V93L153 92H155L156 93V95H155V99L154 100H156V99H158L159 100V104H158V100L157 101H154V102H156L157 103V106H158V112L159 113H161L162 111V115H164L163 117H162V121H163V119H164V122H163V124H164V127L161 125V124H159L158 122H156V118L158 117V116H156L155 114H153L152 112H155L156 113V110L154 111V110H152V112L150 111V113H146V115H145V113H144V111H141L139 108L137 109V107H135V109L134 108H132L131 109V107H127V113H125V110H126V107H125V109H124V107L123 108H120V109H117V111L115 110H113L114 109V106H112V103H110V101H109V103H110V105L112 106V108L110 107V110H112V112L114 111V112H121L122 111V116L124 117V119H125V116H126V118H127V120L130 118V120H131V122L133 121V122H135L136 123V121H138L139 119H140V121H138L136 124H135V127H134V125H133V127H132V124L133 123H131V125H129V123H130V120H128V124L126 123L127 122V120H126V122H124V126H125V129L128 131V127H132V129H131V131H130V128H129V131H128V134H126V137H124V135H125V133H127V131L125 130V133H123L124 132V130H122V129H120V126L122 125L123 126V120H122V122H119V121H121V117L122 116H120V114L118 115V113H117V116H115L114 117V115H115V113L114 114H112L113 115V118H112V115H111V117L109 116L110 115V113H112V112H108L109 113V115H105V117H106V121L104 120V118H103V120H104V122L102 121L101 122V124L102 125H105V124H108V125H113L114 124V128H116V134L114 133V134H112L113 132H112V129H110L111 130V134H110V136H114V135H117V136H119V134H120V132H121V134L123 133V137H124V139L125 140H123V142H125L123 145H127L128 144V142L129 141H131L130 143H129V145H127V146H131L130 148H131V150L132 149H134L135 150V148L134 147H139V149H141L140 151H142V154L145 152V155L147 154L146 152V148H147V145H146V141H144L145 140V138H144V143H143V141L141 140V135H143L142 134V132L140 131V128L141 129H143L142 127H140V124H142V120H143V116L145 115V118L147 117V120H146V123H147V121L150 119V121H155V123H158L157 125H155L156 126V128L158 127V125H160V130L162 131V133L163 134H161V133H159V135L161 134V138L160 139H162L161 140V143H165L166 144V140H167V142H169L170 143V140L172 139V141H171V148H173L172 150H170L169 149V146H168V144L167 145H165L164 143V145L162 144H160L161 145V147L162 146H166V148H168V149H166V151H167V153H164V148L165 147H163V148H161V147H157V146H160L159 145V143H154V141L153 140H155L154 138H156L157 137V135L155 134V132H156V130H155V132L153 133V131H152V133H153V135L149 132V135L151 136L150 137V139H152L151 140V143H152V145H154V146H152V145H150L149 144V141H148V144H149V146H151V147H153V148H156L155 150L154 149H148V152H149V150H150V152H149V155L151 156H147V160H146V164L149 166V167H151V168H149L151 171V174L149 175V174H146V172H147V170H149L148 168H147V165L145 164V167L143 166V164L142 163H140L141 162V160H140V157H142L143 156V160L142 161H144L146 158H145V156H144V154L141 156L140 155V151H139V153L138 152H136V153H138L139 155H140V157L138 158L139 160H137V163L139 162L140 164H139V166L137 165V163H135L136 162V160L134 161V165L136 166V167H138L140 170H143L142 168L144 167V169L145 170H143L142 172L141 171H137L136 169H138V168H136V167H134V169L136 170V174H137V177H138V183L141 185V187H139L138 186V184H136L135 183V185L133 184L134 182H137V179H136V177H135V173L133 172V173H130L129 171H131L132 172V170H133V167H132V165H131V163L133 162L132 160L134 159L133 158V156L131 157L132 159H127V161L126 162H128V161H130L131 163H130V165H131V167H129V162H128V164H127V167H129V168H131L127 173L129 174V175H131V176H133V174H134V176L133 177H135L134 178V182L132 183V180H129V181H131V183L132 184H130L129 183V181H128V183H127V185L125 184V183H123L124 185H122V183H120V185H119V187L122 185L123 186V188H122V190H121V188H119V190L123 193V196H128L129 194L130 195H132L133 196V194L132 193H135V191H136V193H137V195H136V193L134 194V195H136L137 197L138 196H140L139 197V199L140 200H142V204H144L143 205V211L145 212V217L143 216L144 214V212H142L141 210L142 209H136L137 211H139L140 210V212H141V214L140 215H142L144 218H145V221H146V218L147 217H150L151 218V212H153L154 213V211L155 210H159L157 213H156V216H157V220H158V222L156 221V223H155V221H154V224H155V226H153L152 227V225H154V224H152V219H147V221H146V223H145V221H144V218L141 216H139V213H138V215H137V211H136V213L135 214H133L134 213V211H133V213H132V210H134L133 208H135V206H132L131 204V209L132 210H130L129 212L131 213V214H133V217H137V216H139L137 219H136V217H135V219H132V221L133 220H135V222L139 225V223H140V226H142V225H146V224H149V225H146L147 226V229H145V227L146 226H143V227H140V229L141 230H143V231H141V230H139V227H134L135 225H133V227H134V229H132V226H130V229H129V226H128V230L126 231V230H124L123 228H121L122 229V231H121V235H125V237H121V238H123V239H121V241H120V243L122 242H124V244H122V245H126V246H129V245H131L132 244V240H131V238H133L134 237V235L135 234H137V233H139V231H140V233L142 232V233H144V234H139V235H142L143 237H141V236H138V238H139V240H140V242H138L139 240H138V238L137 237H134V239L136 238L137 240H135V243H137L138 242V244H136L135 246H137V245H143L144 246V244H145V246H144V248L146 247V249L147 248H149L147 251H146V249L144 250V248L141 246V248L138 246V248H136L135 246L134 247H132L133 245H131L130 246V248L128 249L129 251H130V249L132 250L131 252H133L134 250L133 249H139L141 252L140 253H145V254H149V257L146 259L147 260V262L145 263V259H144V261L142 262L143 264L145 263V264H152V262H153V264H154V262H155V260L157 259V257L158 256H156L155 257V259H154V254L155 253H153L154 251H155V249L157 250V248H155L156 246H157V244L158 243H156L158 240H159V244L161 245V244H163L164 245V243L166 242L167 243V241L170 239H174L173 241H174V243L175 244H178V246H180V247H178L177 245L176 246H174L173 245V243H172V246L174 247L173 249H175L174 250V252L175 253H172V251L170 252V253H172L170 256V258H171V260L173 261V263H175V264H240V261L238 262V260H236V262L235 263H233L234 261H235V259H234V257L236 258V257H238V258H240V257H244V262H248L247 264H253V263H251L250 262V260L251 259H248V258H250V256L248 257L247 256V259H246V248L247 249H249V251L251 252L252 251V253L254 254L253 256H255L256 254H257V259L255 258V260H254V264L256 263V264H260V263H262V264H264V249H263V247H264V244L263 243H261L260 242V239L259 238H257L256 239V237H254V233L253 234H249L248 235V233H250V232H248V233H245L246 232V230L244 231V229L242 230L241 228L239 229H237V231H236V229H235V233L237 234V233H239V235L237 234V236H236V238H237V240H236V238L234 237V239H233V241H234V245H232L233 243H231V248L233 247V249H237L236 250V253H234L233 255H232V253L231 254H229V257L230 256H233L232 258L234 259V261H232V259H230L229 257H227V262H226V259L224 260V258L226 257V256H228L227 255V253H226V256L222 253V248L220 249V247H222V246H225L224 245V243H223V241H224V237H225V241H226V236H228V237H232L233 238V236H235V234L233 233L234 232V229H233V232H232V229L229 231V232H227V230H225V228L227 227V229L230 227V228H232L231 227V225H228V223L231 221V220H229V222H228V219H229V217H230V215H229V211H233L232 209H228L227 208V206H226V198H227V195L228 194H226L227 192H228V182L230 183V180L231 181H233L235 184H237L238 186H239V189H241V187L243 188L244 186H245V184H246V186L244 187V188H248L247 190L245 189V191H244V193L246 192V194H247V192L249 191V192H252V189H254V193L252 192L251 193V195H250V193L248 192V196H249V199L247 198L248 196L245 194L244 195V197H245V202L247 203H245L246 205H244V206H242V204L243 203H241L240 205H238V207H240V208H238L239 209V214H238V216H237V218H238V220H241V221H243V215H241V213H247V214H245V215H247V216H249L250 218H252V220H253V223H254V221L256 222L257 221V219L258 218H254L255 217V215L253 216L252 214H248V210H244V212H243V209L245 208V206L247 207V205H249V207H250V210H251V206L250 205H252V207H253V205L256 207V204L258 203V201L256 202L255 201V196L254 195H257V193H258V191H259V193H260V189H261V191H262V187H261V183H259L260 181L256 178V181L258 182V184H260V186L258 185V184H256L257 182L256 181H254L255 180V178L253 179V178H251V179H249L250 178V176H251V172H250V170L251 169H254L255 168V166L252 164V165H250L251 163H249L250 162V157L257 151L256 150V148H260L261 146V144L260 143H263L264 142V137H263V135H261L262 133H259V131L260 130H257V131H253V129H255V127L257 126L258 128H262V127H264L262 124H264V117H258V116H260L262 113H260L259 111H257V113H258V115H255L256 113H254V112H256L255 111V109L254 108H256L255 106H257V104L254 106V104H253V109H254V112H253V109L252 108H250V113H248L249 111H247V113L249 114V118H250V114H252V113H254L253 115L255 116V117H257L258 118V121L259 120H263V122H254V123H252L251 122V124L250 123H246V126H248L249 124L251 125V127L253 126V128H252V133H254L253 135H255V136H257L258 135V137H254L253 138V136H251V139L248 141L247 139H245V135L246 136H250L251 135V130H250V126H248L249 127V129L247 130L245 127H243V129H244V131H242L243 129H241V132H245V129H246V131H247V133H249V130H250V133H249V135L248 134H246V132H245V135H243V133L241 134V135H243L244 136V138H243V144H245L243 147H241V149H239L240 148V146H242V145H238V144H236L235 142V144H233V148L235 149V147H239L238 148V150L237 151H239L240 150V153L238 152V156H237V152L235 153V151H236V149H235V151H230L228 148H229V144H232V140H230V143L228 144H226L225 142H227V141H224L225 139L224 138H222L221 139V137H219V136H217V135H225V133L227 134L228 132H223V130H221V129H224V128H222L223 127V123H224V121L225 122H227V123H229L231 126H233V124H234V126L236 125L235 123H233V121H237V122H241V119H242V122L243 121H246V122H249V121H247V120H249L248 118H246V116L247 115H245V114H243V115H240V113H238L239 114V117H238V114L236 115V111H232V109H233V107L235 106V103H237V98H235L234 96H236L235 94H237L238 92H236L237 90H242L243 91V89H242V87H241V84H248L249 86L251 85V89L247 92V91H245L244 90V93H246V95H249L250 93V95H252L253 94V90L255 91V89L257 90V88L259 89L260 87H261V90H262V92L264 91V87L262 88V86L261 85H263L264 86V52H263V54H261V52H259V50L256 48V47H254L253 45H247V43L246 42H242V43H240L239 41L240 40H237V37H231L230 38V36H232V35H230L229 37H224V39H222L221 40V38H218V37H216V39H217V41H219V42H216V39L215 38H213L214 36H213V34H211V35H209L208 33L206 34V33H204V32H202V33H204V34H202L201 32H199L200 30H199V26H194V25H196L195 23H197V25H198V22H196V20H195V18L193 17H191L190 16V14H189V12L188 11H186V9H188L189 11H190V9H191V7L189 8L188 6L189 5H191V4H189V0H184V2L182 1V0H179L178 2H176L177 4H179L178 6H177V4H174V5H176L177 6V8L176 9H174L175 10V12H174V16H175V19H176V21H177V23H178V18L177 17H179V15H181V17L183 16V18H184V15H185V17L188 15V17L187 18H184V21H183V19H182V21L184 22V23H182L181 22V26L179 25V23H178V25L176 24V22H175V19H174V17H172V15H171V12L169 11V7H171L170 5H172V4H169V7H168V5H167V3H169V2H171L172 3V1H170V0H168V2L166 3V6H167V10H166V6H165V4H164V0H162V2L160 1H156V0H130L131 2H133L134 1V3H132L133 5H131V4H129V3H131V2H127L129 5H127V3H125L124 2ZM186 1H188V3L186 2ZM192 1L193 0H191L190 1V3H192ZM196 0H194L193 1V6H194V3H196L195 5H199V3H201L202 1H200L199 0V3L198 2H195ZM205 1V0H204ZM251 1H253V3L255 4H251L250 6V8H252L253 6H255V8H256V12L253 10L252 11V14H251V12H250V17L252 16V19L253 18H255L254 20H255V23H257L258 24V26L259 27H261V28H259V29H261V30H263V34H262V31H261V35H263V37H264V13L262 14V15H260V13L261 12H263L264 10V0H251ZM30 2V1H29ZM44 2V3H45ZM57 2V0L54 2V3H56ZM101 2V3H100ZM114 2V3H115ZM181 2H183V3H181ZM249 2V1H248ZM6 3V2H5ZM13 3H16L15 5L13 4ZM20 3V4H19ZM25 3V4H26ZM78 3V4H77ZM100 3V4H99ZM186 3V4H185ZM205 3V5H203V4ZM201 3V6H203L204 7V9H206V10H203V13H205V15L202 13V16L204 17H206V16H208V14H209V9L208 8H205V7H207L208 6V4L206 5V3H208V1H206V2H202ZM252 3V2H251ZM30 4V5H29ZM58 4H59V1H58ZM65 4V5H64ZM74 4L75 5H78V7L81 9V7L80 6H83L84 8H82L81 9V12H80V9L78 8V9H75V7L73 8V6H74ZM91 4L93 5V6H91ZM182 4H183V6H185V7H183L182 6ZM187 4H189V5H187ZM259 4H262V5H259ZM13 5H14V7L15 8H13ZM44 6H45V4H43ZM42 5V6H43ZM56 5H57V3H56ZM60 5V4H59ZM174 5H172L173 7L172 8H175L176 6H174ZM181 5V6H180ZM187 5V6H186ZM249 5V4H248ZM253 5V6H252ZM258 5L261 7V8H263L261 11H260V13L258 12L257 13V9L259 8L258 7ZM30 6V7H29ZM50 6V5H49ZM48 6V7H49ZM64 6V7H63ZM100 6V7H99ZM200 6V7H201ZM257 6V7H256ZM18 7L16 8V9H18ZM47 7V6H46ZM65 7L67 8V9H65ZM70 7V8H69ZM86 7H88L91 11H89V15H88V12H87V9H86ZM141 7H142V9H141ZM179 7V8H178ZM181 7V8H180ZM202 7V8H203ZM28 8H27V10H28ZM51 8H53L54 10H55V6L54 5H52V7ZM64 8V9H63ZM69 8V9H68ZM73 8V9H72ZM76 8H77V6H76ZM94 8H97V10L94 12ZM125 8V9H124ZM183 8V10L185 11H183V10H181ZM201 8V9H202ZM33 9V8H32ZM72 9V10H71ZM76 10V12H75V10ZM99 9H100V11H99ZM123 9V10H122ZM144 9V10H143ZM253 9V8H252ZM251 9V10H252ZM58 10V11H57ZM64 10V11H63ZM67 10H68V12H67ZM93 10V11H92ZM141 10H142V12L144 11L145 13H143V14H145V16H143V14H141ZM171 10V9H170ZM179 10V15H177V11ZM181 10V11H180ZM211 10V9H210ZM260 10V9H259ZM67 12V14L66 13H64V12ZM74 11V12H73ZM103 13H102V12ZM128 12L130 11V10H127ZM127 11H126V13H127ZM133 10L131 9V11L130 12H132ZM172 11V10H171ZM204 11H206V12H204ZM213 11V10H212ZM60 14H59V13ZM71 12V13H70ZM74 13V15H77V16H74L73 17V13ZM79 12H80V14H79ZM92 12V13H91ZM93 12H94V15H93ZM184 12V13H183ZM186 12L188 13V14H186ZM253 12H255V16L253 15ZM76 13V14H75ZM95 13H96V15H95ZM126 13H124V14H126ZM135 13V15H136V12H134ZM166 13H168V14H166ZM173 13V12H172ZM181 13V14H180ZM183 13V14H182ZM38 14V13H37ZM43 15L45 14V12L44 13H42ZM98 14L99 15H101V17H102V19H101V17L99 18V16H98ZM123 14V13H122ZM129 14H132V13H129ZM257 14V15H256ZM258 14H259V17H258ZM69 15V16H68ZM72 15V16H71ZM105 15H106V13H105ZM137 15V16H138ZM45 16H47V12H46V14H45ZM94 16V17H93ZM143 16V17H142ZM169 16V17H168ZM260 16H263V17H260ZM96 17H98V18H96ZM104 17V18H103ZM91 18H90V20H91ZM171 18H173L172 19V21H171ZM208 18V17H207ZM209 18H211L210 17V14H209ZM57 19H58V21H57ZM59 19L61 20V21H59ZM71 19V20H72ZM206 19V18H205ZM70 20V19H69ZM77 20V19H76ZM89 20V19H88ZM143 20V19H142ZM186 20V21H185ZM192 20H193V22H192ZM195 20V21H194ZM206 20H208V19H206ZM101 21L103 22V25L101 26V25H99V23L101 24ZM134 21V20H133ZM144 21V20H143ZM180 21V20H179ZM189 21V22H188ZM78 22H79V20H78ZM91 23L93 22V20H91L90 21ZM175 22V23H174ZM187 22H188V24H187ZM57 23H55V26H54V28H51V29H53V30H49L50 32H48L49 33V36H51L52 35V37L51 38H53V35H54V37L56 36L57 37V35L59 34H53V33H57V31H59V29L57 30L56 29V25H57ZM169 23H171L172 24V26L174 27V29L172 28V31H174V30H176L175 31V33L174 32H172L171 31V24H169ZM174 23V24H173ZM77 24V23H76ZM76 24L75 25H72V26H76ZM184 24H187L186 26L184 25ZM194 24V25H193ZM262 25H263V27H262ZM79 26V25H78ZM93 26V27H92ZM94 26H95V28H96V30L94 29ZM97 26V27H96ZM176 26V27H175ZM191 26H194L195 28L197 27L198 29L197 30H199V31H194L193 32V34H192V29H194V27L192 28ZM183 27V28H182ZM184 27H186L187 29H184ZM192 28V29H190V31H191V33L189 32V29L188 28ZM246 28H247V30H249V28L248 27H252L251 26V24H249V26L248 25H246L245 26ZM81 28V27H80ZM81 28V29H82ZM91 29V31L89 30L88 31V29ZM98 28L100 29V28H103V29H101V30H98ZM176 28H181V31L182 32H180V30H178V29H176ZM253 28V27H252ZM54 30H55V32H54ZM96 31V32H94L93 33V31ZM135 30H136V32H135ZM185 30V31H184ZM195 30V29H194ZM250 30H252L251 28H250ZM249 30V31H250ZM52 31H53V33H52ZM103 32V34H102V32ZM253 31V30H252ZM252 31H250L251 33H252ZM60 33H61V31H59ZM90 32H91V34H90ZM172 32V33H171ZM178 32V33H177ZM184 32V33H183ZM188 33V35H186L185 33ZM249 32V33H250ZM34 33L36 34L37 32H34L33 31V33H32V31H30L29 30V32H27V34L31 37V34H32V36L34 35ZM70 32H68V33H66V34H69ZM200 33V34H199ZM250 33V34H251ZM63 34H65V32L64 33H62V34H60L61 36H64ZM137 34V35H136ZM191 34H192V36H191ZM195 34H199V35H195ZM140 35V34H139ZM150 35V36H151ZM200 35H202V36H205V38L207 37V35H208V38L209 37H211V38H206L205 40L203 39L204 37H202V36H200ZM37 36V38L39 37V35L37 34L36 35ZM35 35L33 36V38L31 37V39H33L34 40V38L36 37ZM86 36V38H83V37H85ZM133 36V37H132ZM138 36V37H137ZM190 38V40H189V38ZM251 36V35H250ZM253 36V35H252ZM55 37V38H56ZM140 37V38H139ZM262 37V38H263ZM49 38V37H48ZM66 37H60V39H59V36H58V38H56V39H51V45H52V43L54 42V40H55V43H53V45H57V43H58V41H59V44L61 43V41H62V43H63V45L62 46H64V47H62L61 45H59V47H60V49L62 50V48H63V51H62V53H61V56L63 55V53H64V55H63V57H65L66 59V63H65V61H64V59H63V57H61L60 56V51H59V55H58V60H59V57L61 58V60H63V61H61L62 62V65L64 64V65H67L68 63L70 64V66L72 65V67H73V71H71V73H76V70H77V73L75 74L76 76H80L82 73L84 74L85 72H86V74H89L90 73V71L88 72L87 71V69L86 68H88L87 66H89L90 68H88V70H91V74H89V76H90V78L92 77V78H96L97 77V75L98 76H100V75H102V74H100V73H102V71L100 72H98L97 71V66L95 65V63L94 62H92L91 60H92V56H89L90 54H89V52H88V54H87V51H89L90 49H91V47L92 46H90L89 45V47H87V46H84L86 49H84L83 50V48L82 47H80V46H82V45H78L77 44V46H76V49H81L82 48V50L79 52H77V53H75L76 54V57H78V59H79V61H81L80 62V64L79 65H77V63H79V61H75V62H77V63H74L73 62V60H75L74 58L72 59V57L71 56H68V55H66L67 53H66V50H68L69 49V46H71L72 44L70 43L71 42V40L69 41V39H71V38H67V41H69V43L71 44H68V45H66L67 44V41L66 40H64ZM74 38V36H73V41H75V40H77V39H75ZM134 38H135V40H134ZM138 38V39H137ZM143 38H144V40H143ZM230 38V39H229ZM36 39V38H35ZM50 39V38H49ZM57 39H59L58 41H57ZM128 39V40H129ZM134 41H133V40ZM208 39V40H207ZM213 39H214V41H213ZM142 40V41H141ZM192 40V41H191ZM207 40V41H206ZM66 41V43H64ZM118 41V40H117ZM117 41H115V43L117 42ZM140 41V42H139ZM149 41V40H148ZM189 41H191V43L189 42ZM197 41V42H196ZM198 41H199V44H198ZM57 42V43H56ZM254 42H256V40H254ZM84 43V42H83ZM119 43H122V41L120 42L119 41ZM128 43V44H129ZM140 44V45H138V44ZM215 43V44H214ZM86 44V43H85ZM151 44V45H150ZM198 44V45H197ZM242 44V45H241ZM52 45V46H53ZM87 45V44H86ZM154 46H157V45H155V44H153ZM211 45H213V46H211ZM217 45V46H216ZM247 45V46H246ZM68 46V47H67ZM73 46V45H72ZM75 46L74 47H72V48H75ZM99 46V45H98ZM96 47V48H99V47ZM102 46H104V48L103 47H101V49L102 50H100V49H97L98 50V52L96 51V53L98 54V53H100L99 51H101V53H100V55H102V56H99L98 55V57H99V59L100 58H102V61H103V57L104 56H106V57H104V59H105V61L106 62H108V59H107V56L109 57V55H111L107 50L105 51V49L107 48L105 45H102ZM141 46V47H140ZM145 46L143 47V48H145ZM249 46V47H248ZM251 46V47H250ZM54 47V46H53ZM57 48H58V46H56ZM62 47V48H61ZM94 47V46H93ZM92 47V49L94 50V48ZM66 48H68V49H66ZM71 48V47H70ZM89 50H88V49ZM96 48H95V50H96ZM153 48V49H152ZM91 49V50H92ZM149 49H151V50H154V51H151V50H149ZM162 49V48H161ZM59 50V49H58ZM87 50V51H86ZM129 50H131V49H129ZM82 51H86V52H83L84 54H83V56L81 57V59H80V56L82 55ZM103 51V52H102ZM148 51H149V54L148 55H146L147 53H148ZM188 51V52H187ZM30 52V51H29ZM105 52H106V55H105ZM66 53V54H65ZM152 53V54H151ZM74 54V55H75ZM192 54H194V57H193V55ZM79 55V56H78ZM133 55H135L134 57H133ZM145 55V56H144ZM150 55V56H149ZM70 57V58H68V59H70V60H68L67 61V57ZM85 56V57H84ZM86 56H89V58L88 59H91V60H89V63L88 64H90V65H87L86 66V63H85V67H82V66H84V64H82L83 62H88L87 60H86ZM150 58H148V57ZM164 56V55H163ZM263 56V57H262ZM84 57V58H83ZM146 57V58H145ZM166 57V58H167ZM148 58V59H147ZM169 58H168V61H169ZM85 59V60H84ZM152 62V64H151V62ZM171 60H172V62H171ZM72 61V62H71ZM145 61L148 63V62H150V64L148 63V65L145 63ZM155 61V60H154ZM106 62H104L103 63V65L105 66V67H103L102 66V63H101V65H100V67H103L104 68V70L103 71H105L104 73L106 74V70H109V69H112V66H110V67H108L109 69H106L107 67V63ZM133 62V61H132ZM135 62H133L134 64H136ZM156 62V61H155ZM71 63H74V64H71ZM106 63V64H105ZM109 63H111V62H109ZM108 63V64H109ZM138 64V63H137ZM178 64V65H177ZM93 65H95L94 67H93ZM133 65V64H132ZM182 65V66H181ZM78 66V68H75V67H77ZM135 66H137V65H134V67ZM148 66H149V69H148ZM151 66V67H150ZM157 66V67H156ZM170 66V67H171ZM178 66H180V67H178ZM95 69L96 68V70H94L93 68ZM134 67H132L131 66V69L130 70H132V68L134 69ZM176 67H177V70H176ZM82 69V71L81 70H79V69ZM92 68V69H91ZM128 68V67H127ZM127 68H123V69H127ZM130 68V67H129ZM183 68V69H182ZM74 69H76V70H74ZM83 69H85L84 71H83ZM136 69H138L137 67L135 68V70ZM141 69V68H140ZM128 70V69H127ZM126 70V71H127ZM139 70V69H138ZM95 71V72H94ZM41 72H43V70L41 69ZM128 73H129V71H127ZM80 73V74H79ZM95 73V74H94ZM132 73V72H131ZM130 73V74H131ZM133 73H135V75H138L137 76V78L138 77H140V82H141V84H143V85H145V82H142L143 81V77H141V75H140V72H138L137 71V73H136V71L134 72L133 71ZM139 73V74H138ZM44 74H45V72H44ZM78 74V75H77ZM83 74H82V76H80V81L83 83V86H82V83L81 82H79V79L77 78V77H75L74 76V78H75V80L77 79L78 80V82L81 84V86H82V90H81V86H80V84H78V82L77 83H75L76 81L74 80V78H73V80L75 81L74 83L72 82L70 85H69V87L67 86L66 88H68V90L69 91H67L66 92V90L65 91H63L62 93H65L66 92V94L68 95V96H70L71 95V93H72V95L74 96V94L76 93V95H78V96H75V97H77V98H85V96H87V94H85V92L83 91L85 88V84H87V82H86V77H88V76H86V77H84L83 76ZM142 74V73H141ZM163 74V73H162ZM72 76L71 77H73V74H71ZM104 75V74H103ZM103 75H102V77H103ZM140 75V76H139ZM144 75V74H143ZM149 75V76H148ZM160 76H161V74H160ZM145 77V76H144ZM167 77V76H166ZM165 77V78H166ZM172 77V78H171ZM81 78H84V80H81ZM72 79V78H71ZM141 79H142V81H141ZM72 80V81H73ZM87 80H89V78H87ZM150 81V82H149ZM163 83H162V82ZM167 82V83H168ZM219 82V83H218ZM222 82H223V84H222ZM100 83H104L103 81H101V82H99L98 81V84H100ZM158 83V84H157ZM162 85H161V84ZM216 83H217V85H216ZM74 84L75 85H77L76 86V88H77V91L75 92V90H76V88H75V90H74ZM107 87H109V85L110 84H108V82H107V84L106 83H104ZM258 84H260V85H258ZM161 85V86H160ZM166 85V86H165ZM169 85H172V90H173V88H174V95L176 96V94L179 96V99H177V103H180V104H178L177 105V103H176V101H174L175 99L174 98H172L171 97V93L168 91V88H167V86H169ZM220 85H222V86H220ZM72 86H74L73 87V90H74V93H73V90H71L72 89ZM78 86H80V87H78ZM147 86V85H146ZM164 86H165V89H164ZM211 86H212V88H211ZM216 87V89H217V86H218V88H219V92L217 93L216 92V89H215V87ZM258 86V87H257ZM71 87V89H69ZM148 87V86H147ZM214 87V88H213ZM87 88V87H86ZM150 88V87H149ZM224 88H227V90H230V91H227V90H224ZM222 89V90H221ZM71 90V91H70ZM157 90V91H156ZM161 90H163L162 91V93H161ZM213 90H214V92H213ZM236 90V91H235ZM79 91V92H78ZM80 91H83V92H80ZM168 91V92H167ZM208 91H211L212 93H216V95L215 96H213V94L211 93V92H209V93H211L212 94V96H209V95H207V94H209L208 93ZM218 91V90H217ZM221 91L223 92V93H221ZM60 93L59 91H55L54 93L55 94H58V93ZM71 92V93H70ZM82 93V94H80V96L81 97H79V94L78 93ZM224 92H226L227 94H225ZM235 94H234V93ZM69 93H70V95H69ZM157 93H159V94H157ZM219 93H221L222 95L220 96V94ZM47 94V93H46ZM85 94V95H84ZM154 94V93H153ZM160 94H162L161 96H163V94H165V98L166 99H164V96H163V98L160 96ZM218 94V95H217ZM84 95V96H83ZM170 95V96H169ZM156 96H158V97H160L161 99H159L158 97H156ZM177 96V97H178ZM108 97H112V96H108ZM171 97V98H170ZM251 97V96H250ZM252 97H253V95H252ZM82 98V100H81V102L84 100H86V99H88V97L86 98V99H83ZM232 98H234V100H232V101H235V103L233 104V103H231V99ZM105 99V98H104ZM110 98H107L106 97V99H105V102H103V103H101V104H106V106H105V108L107 107L108 108V110H109V105H108V100H109ZM162 99H164V100H166V101H163ZM174 99V100H173ZM65 100H67V99H65ZM80 100L78 99L77 101L78 102H80ZM107 100V101H106ZM161 100V101H160ZM75 101H76V99H75ZM84 101H83V103H84ZM162 101H163V104H164V102L166 103V105H163V106H166V107H164L163 108V110L161 109V111H159V109L160 108H162V107H160L161 106V104L160 103H162ZM219 101H221L220 103H219ZM95 102V101H94ZM91 103H92V106H91ZM90 103V107L92 108L93 107V109H96V104H97V101H96V103H93V101ZM155 103V104H156ZM171 103H175V104H172V107L174 108L172 111H170L169 112V110H170V107H171ZM205 103H206V106H204L205 105ZM218 103H219V106L220 107H218ZM224 105V103H226L227 104V106L225 105V106H221L222 104ZM169 104H170V106H169ZM198 104V105H197ZM204 104V105H203ZM94 105H95V107H94ZM99 105V104H98ZM198 107V109H197V107ZM201 105H202V107H203V109L205 110L204 112H205V114H206V118L207 119H205L204 120V118L205 117H203V115L205 116V114H204V112L202 113V115H201V117H203V118H201V120H198V119H200V116H198L199 114H201V112L200 111H202L201 110ZM217 105V106H216ZM104 106V105H103ZM176 106H178L179 107V110H178V108H175ZM160 107V108H159ZM169 107V108H168ZM218 107V108H217ZM224 107H226V108H224ZM259 107V106H258ZM261 107V106H260ZM259 107V108H260ZM100 108H102V109H98L99 110V114H101L102 113V111L101 110H103V107H102V105H101V107ZM107 108H106V111H107ZM192 108H194V111H193V113H195V114H193L192 113ZM195 108H196V112H195ZM223 108V109H222ZM230 108H231V110H230ZM123 109H124V111H123ZM132 110V113H131V110ZM136 110V112L134 111V110ZM155 109V108H154ZM172 109V108H171ZM176 109H177V113H176ZM189 109H191V111L189 110ZM217 109V110H216ZM219 109L221 110V111H219ZM119 110H121V111H119ZM130 110V111H129ZM165 110V111H164ZM197 110H200L199 111V114H197ZM230 110V111H229ZM104 111V110H103ZM105 111V112H106ZM176 113V115H177V117H176V115H175V113ZM207 111V112H206ZM101 112V113H100ZM130 112V114L129 115H133V113L134 114H136V115H133V116H129L128 115V113ZM166 113V115L165 114H163V113ZM172 112V113H171ZM232 112H234V115L232 114ZM123 113H125L124 115H123ZM174 113V114H173ZM231 113V115L230 116H232L233 115V119H231L230 117H228L229 116V114ZM246 113V112H245ZM105 113L103 112V114H102V116L104 115ZM149 114H150V118H148V116H149ZM260 114V115H259ZM128 115V116H127ZM156 117H155V116ZM158 115H160V114H158ZM172 115V118L170 117ZM221 115V116H220ZM223 115H225V116H223ZM253 115H251L252 117H253ZM262 115H264V113L262 114ZM102 116L100 117V119L102 118ZM107 116H109L108 118H107ZM118 116H120L119 118H120V120L118 121V120H115V119H117V117ZM136 117V120L134 119L135 117ZM152 116V117H151ZM165 116L167 117L166 119H165ZM175 116V118L176 119H174L173 117ZM192 116H194V117H192ZM197 116V117H196ZM222 116H223V118H222ZM235 116V117H234ZM104 117V116H103ZM133 119H132V118ZM142 118V120H141V118ZM161 117V116H160ZM169 117V118H168ZM199 117V118H198ZM224 117H226V118H224ZM238 117V118H237ZM247 119V120H245V118ZM251 117V118H252ZM255 117H253L254 118V120H257V118H255ZM112 118V122L114 121V123L112 124L111 123V121H110V119ZM115 118V119H114ZM153 118H155V119H153ZM171 118V119H170ZM230 118V119H229ZM237 118V119H236ZM250 118V119H251ZM108 119H109V122H108ZM158 119H161V118H158ZM157 119V120H158ZM168 119H170V120H172V122H173V120H174V122L171 124V121H169V123H166V122H168ZM178 119V120H177ZM197 119V120H196ZM224 119V120H223ZM227 119V120H226ZM240 121H239V120ZM167 120V121H166ZM176 120H177V123L179 124V126L180 125H183L184 127H185V129H184V127L182 126V127H180V128H178V125H177V123H176ZM197 121V123H196V121ZM204 122H203V121ZM209 120V121H208ZM213 120H214V124H216V125H213ZM216 120V121H215ZM217 120L219 121V122H217ZM223 120V122H222V124H221V122L220 121H222ZM230 120V121H229ZM79 122H80V120H78ZM77 121V122H78ZM118 122V125H117V123L116 122ZM125 121V120H124ZM144 121H145V119H144ZM179 121V122H178ZM209 123H208V122ZM210 121H211V123H210ZM251 121V120H250ZM78 122V125L80 124V126L79 127H81V124L82 123H79ZM106 122H108V123H106ZM160 122V121H159ZM193 122V123H192ZM199 122H202V123H199ZM217 122V123H216ZM232 124H231V123ZM241 122V123H242ZM110 123V124H109ZM119 123H120V125H119ZM126 123V124H125ZM187 123H188V125H187ZM194 124V125H192V124ZM208 123V124H207ZM239 123H237V125H239ZM245 123V122H244ZM116 124V125H115ZM150 124H151V122H150ZM153 124V123H152ZM169 124V125H168ZM175 124V125H174ZM219 124V125H218ZM220 124H221V127H219L220 126ZM248 124V125H247ZM253 124H255V127H254V125ZM258 124H260V126H262V127H260ZM136 125L138 126V128H137V131H134L133 129H136ZM173 125H174V127H173ZM192 125V126H191ZM196 125V126H195ZM208 125H209V127H208ZM213 125V127H211ZM230 125H229V127H230ZM122 126H121V128H122ZM161 126H162V129H161ZM233 126V127H234ZM245 126V125H244ZM119 127V128H118ZM177 128V130H176V128ZM206 127H208V128H206ZM215 127V128H214ZM111 128V127H110ZM113 128V127H112ZM154 128L155 127H153V130H154ZM159 128V127H158ZM165 128V129H164ZM173 128V129H172ZM183 128V129H182ZM186 128H187V130H186ZM213 128V129H212ZM234 128H236V127H234ZM240 128V127H239ZM239 128L238 129H235L236 131H238L239 130ZM124 129V128H123ZM151 129H152V127H151ZM175 129V130H174ZM181 129H182V131H184L186 134L188 133L189 135H190V137H191V139L188 141V142H182L181 140L182 139H180L181 138V134L182 133H184V132H182L181 131ZM189 129H191V131L190 132H188V130ZM205 129H207V130H205ZM159 130V129H158ZM158 131V132H161V131ZM204 130H205V132H204ZM209 130H212V131H209ZM213 130H214V133H213ZM218 130V131H217ZM220 130V131H219ZM141 132L140 134L138 133V132ZM181 131V132H180ZM206 131H208V132H206ZM218 132V134H216L215 132ZM176 132V133H175ZM180 132V133H179ZM223 132V133H222ZM258 132V133H257ZM131 133H133V135L131 134ZM137 133V134H136ZM207 133V134H206ZM213 133V134H212ZM219 133H221V134H219ZM121 134H120V136H121ZM138 134L140 135V136H138ZM180 134V135H179ZM204 134L205 135H208L207 137L205 136V139L203 138L204 137ZM211 134H212V137H211ZM217 136V138L215 139V135ZM127 135H129L130 136V138H129V136H127ZM131 135H132V137H133V139H135V142L134 143H136V144H138V142L140 141L141 142V145L140 144H138V146H136V144H134L132 141H133V139L131 138ZM135 135H137V136H135ZM113 136L112 137H110V139L113 141V142H111L110 143V146H111V144L112 143H114V140L117 138V136L115 137V138H113ZM118 137V138H122L123 139V137ZM155 136V137H154ZM166 136L168 137L166 140H165V138H166ZM180 136V137H179ZM211 138H210V137ZM242 136V137H243ZM135 137V138H134ZM179 137V138H178ZM218 137H219V139H221V140H223L222 142H220L221 140H218ZM224 137V136H223ZM242 137L240 136L239 138H241V139H239V140H242ZM127 138H129V139H127ZM142 138V139H143ZM149 138V137H148ZM159 138V136L157 137V139ZM178 138V139H177ZM247 138H249V137H247ZM253 138V139H252ZM256 138V139H255ZM261 138V139H260ZM130 139H132V140H130ZM140 139V140H139ZM149 139V140H150ZM157 139L155 140V142L157 141ZM160 139L157 141V142H160ZM255 139V140H254ZM258 139V140H257ZM118 140V139H117ZM137 140H139L138 142H137ZM146 140H148L147 138H146ZM174 140V141H173ZM178 140V141H177ZM234 140V139H233ZM251 140H254V141H252V143H251ZM179 141H181V142H179ZM246 141V142H245ZM257 141V142H256ZM139 142V143H140ZM247 142L249 143V144H247ZM255 142V143H254ZM260 142V143H259ZM182 145H181V144ZM187 143V144H186ZM191 143V144H190ZM222 143V144H221ZM242 143V142H241ZM251 143V144H250ZM131 144V145H130ZM133 144H134V147H133ZM157 144V145H156ZM183 144H184V146L185 147H183ZM190 144V145H189ZM255 145V146H252V145ZM257 144H259L258 146H257ZM122 145V146H123ZM140 145V146H139ZM187 145H189V146H187ZM222 145V146H221ZM237 145V146H236ZM248 147H251V150H250V148H248ZM182 148H181V147ZM190 146H191V149H190ZM193 146V147H192ZM232 146V145H231ZM230 146V148H232ZM187 147H188V149H187ZM224 147V148H223ZM245 147H247V148H245ZM256 147V148H255ZM119 148V147H118ZM158 148V149H157ZM159 148H161L162 149V151H161V156H162V153L164 154V156L163 157H161V156H159V154H160V152L159 153H157V151L156 150H159ZM186 149V151H185V149ZM193 148H194V150H193ZM232 148V149H233ZM253 148V149H252ZM160 149V150H161ZM233 149V150H234ZM242 149H244L243 151H245V152H247V153H245V155L244 154H242V152H241V150ZM134 150H132L133 152H134ZM174 150V151H173ZM187 150H188V152H187ZM190 150V151H189ZM253 150V151H252ZM144 151V152H143ZM153 151V152H152ZM165 151V152H166ZM168 151H169V153L171 154V156H168ZM171 151H173V152H171ZM187 152V153H185V152ZM251 151V152H250ZM124 152H126V151H124ZM134 152V153H135ZM152 152V153H151ZM232 152H234V154L232 153ZM253 152V153H252ZM135 153V154H136ZM173 153V154H172ZM182 153H184V154H182ZM244 153V152H243ZM257 154H258V152H256ZM255 153V154H256ZM112 154V153H111ZM111 154H110V156H111ZM133 154V153H132ZM135 154H134V156H135ZM166 154H167V156H166ZM169 154V155H170ZM187 155V156H186ZM188 155H189V157H188ZM193 155H194V157H193ZM172 156L174 157V158H172ZM155 157V159H153ZM167 157H169V160H171L172 161V159L173 160H175V161H173V162H175L174 164L176 165V166H174V164L171 166V164H172V162L171 161H169L168 160V158ZM193 157V158H192ZM239 159H238V158ZM145 158V159H144ZM161 158V160H159ZM170 158H172V159H170ZM188 158H190V160H188ZM148 159L150 160L149 161V163L147 162L148 161ZM164 159V160H163ZM185 159H187L186 161H188V162H190V163H188V165H189V168H192V170L195 168V170H196V173H197V175L195 174V173H193L191 170V173H189L188 171L187 172H183L184 174L185 173H189V176H190V174H192L193 173V175H195V180H193V178L191 177H188V174L186 175H184L183 173H182V170L180 169L181 168V166H180V164H182V162H184L185 163V166H187V168H188V165H186V161H185ZM237 159V160H236ZM156 161V164L159 162V161H165V163L167 164V160L169 161V162H171V164H170V166H171V171H172V167L173 168H175V170L173 171L174 172V176L172 175H170V173H171V171H170V168L168 169V167H167V165L166 164H164V163H161V162H159V164H163V167L161 166V168L160 167H158L159 169H161V170H165V167H164V165L166 166V170H169L170 171V173H169V171L168 172H166V170H165V172H163V171H161V170H154V168H155V166H154V168H153V171H152V161ZM241 161L242 163H241V165L243 166V167H246V168H248L249 170H247L249 173H250V176H249V178H247L248 177V175H247V177L246 176H244L245 177V179L247 178V179H249V180H245L244 181V177L242 176L243 174H241V172H240V168H238V166H237V164L238 163H236V161ZM153 161V164H155V162ZM123 162V161H122ZM133 165V166H134ZM141 165H142V168H140L141 167ZM247 165H249V167L247 166ZM169 166V167H170ZM180 166V167H179ZM250 166H251V168H250ZM183 167H184V164H183ZM240 167V166H239ZM128 168V169H129ZM156 168H157V165H156ZM162 168H164V169H162ZM176 168H177V170H176ZM236 168V169H235ZM238 168V169H237ZM147 169V170H146ZM96 169L94 168V170L93 171H95ZM195 170H193L194 172H195ZM92 171V172H93ZM97 171V170H96ZM236 171H238L237 172V174H236ZM138 172H140V173H138ZM153 172V173H152ZM160 172H162V173H160ZM173 172H172V174H173ZM175 172H177L176 174H175ZM239 172H240V174H241V176L243 177H240L239 175ZM142 173V174H141ZM160 173V174H159ZM163 173H165V174H163ZM160 176H159V175ZM169 174V175H168ZM252 174H253V176H255L254 175V172H252ZM256 174V173H255ZM139 175V176H138ZM147 175V179H146V176ZM149 175V176H148ZM162 175H164V176H162ZM168 175V176H167ZM193 175H191V176H193ZM130 176V177H131ZM141 176H143V177H141ZM234 176H237V177H234ZM129 177V179H131ZM167 177V178H166ZM241 179H243V180H241L240 181V178ZM140 178H143L144 179V182L142 181L143 179H140ZM231 178H233V179H231ZM230 179V180H229ZM179 180L180 181H182V183H179ZM229 180V181H228ZM251 180V181H250ZM142 181V183H140V182ZM251 182V184H250V182ZM254 181V182H253ZM244 183L245 182V184L244 185H242V183ZM184 183V184H183ZM240 183V184H239ZM252 183L254 184V185H256V187H258V188H256L255 186H253L252 185ZM182 185L183 184V186H179V185ZM205 184V185H204ZM126 185V188L124 187ZM131 185H133V186H131ZM137 185V187L135 188V186ZM186 185H188V186H186ZM190 185V186H189ZM236 185V186H237ZM247 185H249V187H247ZM121 186V187H122ZM131 186V187H130ZM143 186V187H142ZM129 187V190L130 189H133V187L136 189L135 191H134V189L133 190H130L129 192V194L128 195H126V194H124V191H127V193H128V190H125V189H127ZM187 187H188V189H189V191L193 188V190H194V188H198V190H199V195L197 196L196 194H195V196H197L196 198H198V199H195V201H193L192 199H190L189 197H187L186 195H187V191H188V189H187ZM191 189H190V188ZM261 187V188H260ZM186 188V189H185ZM243 188V189H244ZM140 189V190H139ZM243 189H241V192L243 193ZM258 189V190H257ZM138 190V191H137ZM197 190V189H196ZM198 190H197V192H198ZM207 190V196H208V198L205 196V195H203V193H206L205 191ZM112 191H114V189L112 190ZM112 191L110 192V193H112ZM184 191L186 192V193H184ZM195 191V190H194ZM226 191V192H225ZM132 192V193H131ZM239 192H240V190H239ZM126 193V192H125ZM189 193V192H188ZM201 193V194H200ZM222 194V195H221ZM254 194V195H253ZM190 195V194H189ZM135 196V197H136ZM195 196H194V198H195ZM220 196V197H219ZM223 198H222V197ZM252 196H254V198L252 197ZM202 197V198H201ZM250 197L252 198V199H250ZM103 198H105V197H103ZM191 198H193L192 196H191ZM64 199V198H63ZM101 199H102V197H101ZM135 199V198H134ZM133 199V202H134V205H136V208H138V206H139V208H142L141 207V203H139V199L138 198H136L137 200H134ZM222 199H224L223 201H222ZM237 199V198H236ZM65 202H64V200H63V202H62V205H64V207H66V206H68V205H66L67 203V199L65 198ZM106 200V199H105ZM112 200V199H111ZM139 200V201H138ZM191 200V201H190ZM219 200L221 201L220 203H219ZM115 201V198H113V200L111 201L112 203ZM178 203H177V202ZM254 201H255V204H254ZM71 203H72V201H70ZM70 202H68L69 204H70ZM101 202H104V200L102 199V201ZM133 202H131L132 204H133ZM250 202V203H249ZM261 202V201H260ZM259 202V203H260ZM66 203V204H65ZM135 203H137V204H135ZM177 203V204H176ZM220 205H224V207H226V208H224L223 206H220ZM223 203V204H222ZM253 203V204H252ZM258 203V204H259ZM104 204H106V203H104ZM139 204V205H138ZM152 204L153 205H155L154 206V210H150V208L152 207ZM159 204V205H158ZM261 204H262V202H261ZM109 205V204H108ZM112 204H110V206H111ZM177 205H179V209L177 210V212L178 211H180V214H181V216L179 217V215L177 214V212H174V213H176V215H175V218H177V215H178V218H177V220H178V222H176V220H175V218L174 219H172L173 218V215H174V213H173V210L175 209L176 210V207H177ZM95 207L96 206H98V205H94ZM107 206V205H106ZM116 205L114 204V207H108V210H111L112 208V211H110V212H107L106 210H107V207H106V212L107 213H110V215H111V212H113V216L111 215V220H114V218L116 217V218H119L120 219V221H118L120 224H124L125 222H127V220H124V216H121L120 215V217L121 218H123V220L125 221H123V220H121V218L119 217V213H114V208L116 209V207H115ZM208 208H207V207ZM220 206V207H219ZM100 207H105V205L103 206H101L100 205ZM146 207V208H145ZM158 207V208H157ZM181 207L183 208V209H185L186 208V210H183V209H181ZM244 207V208H243ZM249 207H247V208H249ZM255 207H253L252 208V211L255 209ZM99 208V207H98ZM97 208V209H98ZM188 208V209H187ZM204 208V210H205V212H206V215L204 214V212H202L203 209ZM206 208L208 209L207 211H206ZM216 208H217V210H216ZM219 208V209H218ZM221 208H222V210H221ZM226 209V211H224V209ZM232 208H234V207H232ZM242 208V209H241ZM246 208V209H247ZM66 209V208H65ZM92 209H93V206H92ZM104 208H101V210H103ZM151 209H153V207L151 208ZM235 209V208H234ZM241 209V210H240ZM94 210H96V208L94 209ZM100 210V211H101ZM146 210V211H145ZM174 210V211H175ZM182 210H183V212H182ZM216 210V211H215ZM221 210V211H220ZM100 211H98L97 210V216H99V213H100V216H102V218H100V220L102 221L103 220V215H101V212ZM104 211V212H105ZM186 211H190L189 213H191L192 215H194L195 214V218H193V217H191L190 218V216H189V214L186 212ZM128 212V213H129ZM149 212H150V214H149ZM184 212H186L187 214H188V216H187V214L186 213H184ZM193 212V213H192ZM200 212H201V214H200ZM234 212V214H232V212L230 213L231 215H234L235 216V214H237L238 213V211H233ZM250 212V211H249ZM254 212H255V210H254ZM257 212V211H256ZM128 213H127V215L125 216V217H127V218H129V216H128ZM179 213V212H178ZM184 213V214H183ZM216 213V214H215ZM106 214V213H105ZM114 214H117L116 216L114 215ZM155 215V214H154ZM153 215V216H154ZM182 215L184 216L183 218H182ZM201 215H203L204 217L206 216L207 217V219H206V222L204 223V222H202L203 224H205L204 226H205V230L203 229V227H201L200 225H201V221L204 219V218H202V216ZM252 215V216H251ZM115 216V217H114ZM152 216V217H153ZM227 216V217H226ZM241 217V219H240V217ZM109 217V216H108ZM108 217L107 218H105V220L107 219L108 220ZM185 217L186 218H188L186 221H188L187 222V224H185ZM113 218V219H112ZM115 218V219H116ZM159 218V219H158ZM171 218V219H170ZM181 218V219H180ZM201 218H202V220H201ZM110 219V218H109ZM141 219H143L142 220V222H143V224H142V222H139L138 223V221H141ZM153 219H155V216H154V218ZM184 219V220H183ZM117 220V219H116ZM130 220H131V217H130ZM130 220H128V223L127 224H130V223H132V221H130ZM150 220H151V222H150ZM156 220V219H155ZM167 220H170V223H172V221H173V223L172 224H170L169 223V221H167ZM172 220V221H171ZM191 220V221H190ZM192 220H193V222H192ZM251 220V221H252ZM115 221V220H114ZM130 221V222H129ZM180 221H182V222H180ZM196 221V222H195ZM111 223L113 222V221H110ZM116 222V221H115ZM118 222H116V224L114 225V226H117L118 224ZM135 222H133L134 224H136ZM174 222H176L175 223V225H184L183 227L181 226V230H183L182 232H183V234H182V232L180 233L181 235H183L185 238H183V236H181L182 237V240H181V237H178L177 236V238H175V237H173L172 236V234L171 233H175V232H173L174 231V229H175V231H177V227H179V226H174L173 227V229L172 230H170L171 229V225L173 226V224H174ZM184 222V223H183ZM191 222V223H190ZM196 224H195V223ZM114 223V222H113ZM152 225H151V224ZM168 223V224H167ZM188 223H190L191 224V226H190V224H189V226H188ZM194 223V224H193ZM242 223H245V222H242ZM119 224V225H120ZM170 224V226H167V225H169ZM230 224H231V222H230ZM110 225V224H109ZM112 225V224H111ZM109 226V227H113V226ZM166 225V226H165ZM187 225V227H189V230H188V232H186V233H184V231H187V227H186V229H185V226ZM221 226L222 225V227H221V229H220V232L218 231L219 230V226ZM224 225V226H223ZM244 225H247L246 223L244 224ZM248 226H249V224H248ZM149 227H150V229H149ZM190 227H191V229L192 230H190ZM217 227V228H216ZM117 229H118V227H116ZM119 229H120V227H119ZM149 229V230H148ZM201 229L202 230H204V231H206V230H208L207 232H204V234L203 233H201L202 231H201ZM124 230V231H123ZM136 230H139L138 232H136ZM150 230H152L151 231V235H150ZM171 232H170V231ZM214 230L216 231V235H215V233H214ZM223 230V232L221 233V231ZM134 231V234H133V236L130 238L129 237V235L126 237V235L129 233H131V232H133ZM153 231H155V232H153ZM179 231V230H178ZM178 231H177V234H178ZM190 231V232H189ZM224 231H226V232H224ZM244 233H243V232ZM136 232V233H135ZM210 232V233H209ZM211 232H212V235H211ZM219 234H218V233ZM122 233H124V234H122ZM125 233H127V234H125ZM206 233H208V235L206 234ZM223 233H227L228 235H225V234H223ZM230 233V234H229ZM147 234V236H145ZM151 236V238L149 237V235ZM153 234V235H152ZM206 234V235H205ZM245 234V236H248V237H243V238H245L244 240H243V238H242V236L241 235H244ZM155 235H157V239H156V242H155V239L152 237V236H155ZM174 235V234H173ZM225 235V236H224ZM219 236H221L222 237V239H220L221 237H219ZM224 236V237H223ZM239 236V237H238ZM129 237V238H128ZM170 237V238H169ZM173 237V238H172ZM124 238H126V239H124ZM150 238V239H149ZM219 240H218V239ZM238 238H239V242H238ZM247 238H248V241H247ZM253 238H254V240H253ZM130 239V242H131V244L129 243V240ZM152 239H154V244L153 243H151V242H153V240ZM175 239L176 240H178V242H180L181 241V244H183L184 242V244H183V246L182 245H180V243H176L175 242ZM186 239V240H185ZM217 239V240H216ZM144 240V241H143ZM151 240V241H150ZM180 240V241H179ZM213 240H216V242L217 241H219V242H221L219 245V248H215L214 246H213V244H216L217 245V243H215V241H213ZM258 240H259V242H258ZM142 241L144 242V244L142 243ZM148 241H150L149 243H146V242ZM182 241H183V243H182ZM242 241V242H241ZM256 242V245H254L253 244V242ZM127 242H128V244H127ZM161 242V243H160ZM171 242V241H170ZM214 242V243H213ZM229 241H228V238H227V241L225 242V244L226 243H228ZM254 242V243H255ZM134 243V242H133ZM240 243V244H239ZM252 244V246H251V244ZM149 244L152 246V247H147V246H149ZM155 244H156V246H155ZM158 244V247L160 246ZM168 244H169V242H168ZM171 244V243H170ZM221 244H223V245H221ZM229 244V243H228ZM243 244V246H241ZM122 245H120V247L122 246ZM163 245H161V247L163 246ZM227 245V244H226ZM239 247H238V246ZM245 245V246H244ZM126 246H124V247H126ZM155 246V247H154ZM165 246V245H164ZM170 246V245H169ZM168 245H166L165 247H166V249H168V250H164L165 252H169V250H171L172 249V246H171V249H170V247H169ZM218 246V245H217ZM236 246V247H235ZM249 248H248V247ZM254 246V247H253ZM262 246V247H261ZM123 247V248H124ZM154 247V248H153ZM164 247V248H165ZM169 247V248H168ZM243 247V248H242ZM260 247V248H259ZM122 248V247H121ZM150 248L152 249V250H150ZM244 248H245V250H244ZM252 248V249H251ZM254 248V249H253ZM255 248H257L256 250H255ZM126 248H125V251L127 250ZM212 249H216V250H218V251H221V252H219V253H217L216 255L215 254H213L212 253ZM242 249L244 250L243 252H245L244 254H245V256L242 254L241 255V252H242ZM138 250V251H139ZM144 250V251H143ZM150 250V251H149ZM160 250H162V249H160ZM239 250H241V252L239 251ZM259 250V251H258ZM128 251V252H129ZM138 251L136 250L135 252H137L138 253ZM143 251V252H142ZM147 253H146V252ZM237 251H239L238 253H237ZM263 251V252H262ZM127 252V251H126ZM148 252H150V253H148ZM156 252V251H155ZM210 252H211V254H210ZM130 253V252H129ZM129 253H127L128 254V256H129ZM134 253V252H133ZM158 253H159V250H157V252H156V254L158 255ZM169 253V254H170ZM222 253V254H221ZM247 253H249V252H247ZM219 254L221 255V256H219ZM261 254H263V255H261ZM154 255V256H153ZM238 255V256H237ZM248 255V254H247ZM258 255H259V260H258ZM261 255V256H260ZM98 256V255H97ZM102 255L100 254V257H101ZM145 256V255H144ZM148 256V255H147ZM146 256V257H147ZM216 257V259H213L214 257ZM99 257V256H98ZM145 257V258H146ZM212 257V258H211ZM224 257V258H223ZM221 258H223V259H221ZM213 259V260H212ZM229 259V260H228ZM241 259V258H240ZM246 259V260H245ZM98 260V259H97ZM96 260V261H97ZM258 260V261H257ZM130 261L131 262H133L132 261V258H130ZM138 261V260H137ZM157 261V260H156ZM214 261H215V263H214ZM217 261V262H216ZM252 262H253V260H251ZM134 262H135V259H134ZM134 262H133V264H134ZM226 262V263H225ZM259 262V263H258ZM141 263V264H142ZM157 262H155V264H156ZM135 264H138V263H135Z\"/></svg>","mask_w":264,"mask_h":264}]
</instances>
